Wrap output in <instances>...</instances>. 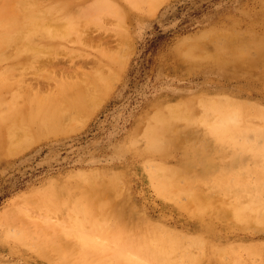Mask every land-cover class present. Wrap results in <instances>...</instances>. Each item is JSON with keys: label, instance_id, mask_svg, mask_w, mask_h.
I'll return each mask as SVG.
<instances>
[{"label": "rangeland", "instance_id": "rangeland-1", "mask_svg": "<svg viewBox=\"0 0 264 264\" xmlns=\"http://www.w3.org/2000/svg\"><path fill=\"white\" fill-rule=\"evenodd\" d=\"M48 1L52 2V0H48ZM77 1L78 2H76V0L75 1L72 0V2H71V0L70 1L67 0L68 3L69 2H71L72 4L74 2H76V3H74L73 5L70 4L69 9L65 10L64 13H63V11H61V15H59L60 14L59 13L58 16H57L56 13H58V12H56L54 14L55 17H53L54 15H51L52 16V19L50 21L51 26L54 27L57 31L58 30H60V31H58L59 34L56 35L58 38L55 36V37H53V40H52L51 37H45L46 39H43V41L41 39H40L41 41L38 40L39 38H42V37H39L37 39L38 40L37 43L38 42L41 43L40 45H42L43 48H44V50L42 52H40L42 55L45 53L43 56L42 55L38 56L39 52L38 53L35 52V53H37V56H36V54L33 53L32 51H30L29 50L30 48H28L27 52H32V54L30 53L32 55V57L34 55L37 58H32L29 54H28L29 55L28 56L27 53H26V55H27L26 58L28 57L30 60H26V58L23 59L22 55L25 54V53H23L22 55H19L18 51H20V50L17 51V47L15 48L16 50H14V46L16 45L14 43L15 45L14 44H13V46L10 45L11 46V49H10L11 51L9 50V52H7V51H8V48H10V46L7 47V51H6V49L4 50V48H3V52L5 53L6 57L4 58V60H2V63H1V58H0V70H1L0 71V76H1L0 77V81H1L0 82L1 83L0 84V103H1L0 104V112H1L0 113V125L3 124V126H1L3 128L1 129V127H0V139H1V141H0V264H6V263L7 264H58V263L61 264V262H62V264H66V263L67 264H75V262H77L76 264H78V263L79 264L80 263L81 264H87V263L90 264L91 260H92L91 263L94 262L95 264H97L98 261H101V262L105 263L106 259H107L106 260V263H107V261H109L110 259L112 260V258H113V260L115 259L114 261L113 260L112 261L114 262V264H116V263H118L116 261L117 259L118 260L122 259V262L125 261V259L122 258V257H125V255L130 260L132 259L134 261V259H139L137 261H142L141 264H146V263L149 264L151 262L147 261V259L144 260L146 258V257L143 258L144 254L143 255L140 254V257H139L138 254H136L137 250L135 251V253L132 252V251H129V250H131V248L133 246L132 244H131L132 246H129L130 243H131L129 240L132 241V239H129L130 235H132L133 238L139 237V236H135L138 233V232H136V230L137 231L139 230V233L142 234V232L145 229L151 228L152 223L149 224L147 221H150V222L153 221L155 224H156V222L157 223L159 222L161 224L158 223V225H159V227L161 225V228H162V224H163V226L165 227V229L163 227L165 232L163 230H161V228H159V227H158L159 230L157 232H160V230H161L164 233V234L162 233L164 236L166 234H168L170 236V234L168 232H169V228L171 227L170 229H173L172 231H170L172 237H174V239H176V240H178L180 242H181V239H183L185 237L181 233H187L186 236L189 235L188 233H190L191 236L196 234V235H194V236H196V238H198V239L200 238V240H201V238L205 239V240L202 239V241L203 242L206 241L207 244H206V242H205V244L203 242L200 243V244H203V248H206V249L205 250L204 249H199L198 251L197 250L195 251V249L192 248L191 245L188 246V243L189 244L192 243L193 236L192 237L190 236V239H189V236H188V237H186V238H184L182 240V243L186 242L185 240H187V241L190 240L188 243L186 242L185 245H182V246H184L186 248L187 247H191V248H187V250L189 249L188 252H190V250L193 249V253L191 252V255H194V252H197V254H195V256L199 257L201 255L202 250H204V253H206V255L204 254V257H203V259H205V260H202V263L200 261L201 259H199L200 262L197 261L194 264H197V263L198 264L199 263L200 264H204V263H206V264H216L217 262H219V264H225V263L226 264H229V263L232 264L234 262H236L234 264H237V263L238 264H244L245 262H246V264H257V263L259 264L260 262L255 261V260L259 261L258 255H260V261H263L261 263L264 264V259H263L264 258V228H263L264 227V221L260 217H257L258 216L257 214H259L260 212H263L262 208H264V207L261 205L258 208V209H261V210L260 211L256 210V212H254L255 211L254 210L253 213L251 211H247V213H248L247 216H246L247 218L243 217L242 220L239 219V217H237L235 215L234 216L236 218L232 217L233 216V213H232L233 210L230 208L232 205L234 206V203H236L237 205L238 204L240 205L241 204L240 203V199H242V200L244 199L243 201H245L247 203L246 204L244 202L245 205H248V201H249V204H250V201L254 202V200H257L255 198V196L257 197L258 195L259 196L257 198L261 199L260 197L262 196L261 200L264 201V196H263L264 195V190L260 189V192H258V190H256V191L252 190V189H255L256 184H257L256 181H259V180H255L254 181L255 183L252 184V181L254 179H257L256 176L258 177V175H256L255 171H253V173L255 174V175L253 174L254 176L251 174L252 173L251 166L252 167H256V168L257 167L261 168L264 165L262 160H261V162L260 161L259 162L256 161V160H260V159L256 158V157L259 158L260 155L256 156V153H255L256 151H254L255 148L258 145L264 144L263 143L264 142V139H263L264 136L263 135L260 136L259 133L257 134V130H259V129H261V130L263 129L264 130V128H262V127H264V111H263L264 108H262V107H264V53H263L264 51L263 52L261 51V53H263V54H261L260 51H259L260 50L259 48H263V46H264V42H263L264 41L263 40L264 39V0H163L162 2L161 1L159 2L157 0L158 1V5H156L157 4V2H156V3H153L154 6H153V4H151L152 3V0H151V2L147 1L148 5H147V2L145 4H143L145 6L146 10L142 9L143 5H141V9H139L140 8V4L137 5V6L136 5L133 6V4H132V2L130 0H116V1L113 0L116 3H120L122 5L121 6L120 4H117L118 8H119L118 10H120L121 7H122L123 10L125 11V12L123 11V13H125L124 17H121V15L123 16V14L120 15L118 13V15H117V11L118 10H114V9H116V5H115L116 3L114 2V4H113L111 0H109V2H108V0H100V1L99 0H89V1L88 0H80V3L84 2L83 4L88 6V7L85 6V8L86 7L88 8V9L86 8L87 10L91 9L92 6H93V10L92 11H88V13H86V14H84V13L81 14V12H82L81 9L82 8H83V10H85V9H84L83 4H80L79 0H77ZM43 2L45 3L46 1L43 0ZM100 2L102 4H100ZM103 2L107 5V7H106L105 4L103 5ZM88 3L89 4L92 3V4L89 6ZM95 4L97 6L99 5L98 7L99 8L101 7V8L100 9L98 7L96 8ZM123 4H124V6H123ZM50 5H52V4L51 3L47 4V6H50ZM79 5H81L82 7H79ZM102 5L105 6V7L103 8ZM76 6H78V7H76ZM119 6H121V7H119ZM146 6H147V8H146ZM71 7H73L72 9H75V10L79 8L77 11L73 10L74 14L76 13L75 15L71 14V12H72V11H70V10H72ZM98 9H99L100 12L97 11ZM102 9L104 11H105V9H107L106 11H108V9H109V12L111 11V14L109 12L108 13L104 12ZM148 9L152 13L148 12L149 11ZM68 10L70 11V13H68L69 12ZM66 11H68L67 13L69 14V16L67 14L65 15V16H67V18L70 17V19L72 18L73 20L75 19V18H73L75 16H76V18L78 20H80L82 18L78 23H77L78 20L75 19L76 22L74 21L75 23H77V25L79 24V26H80L79 28H77V26L75 25V27H71L70 28V30H71L70 31L69 28L65 26L66 20H70V19H67V18L65 19L64 16H63ZM118 12H120V11H118ZM62 13H63V15H62ZM98 13H100V14H98ZM70 14H71V16H70ZM115 14L117 16H115ZM72 15H74V16L72 17ZM88 15H90V17ZM86 16H88L89 18H87ZM60 17H62L64 19H62ZM98 17H100L101 20ZM54 18L55 19L59 18V19H57L58 22ZM83 18L86 19L87 22H86V20H83ZM96 18H98V19H96ZM94 19H95L96 22H94ZM258 20H260V21H258ZM85 22L87 24L90 22L89 23V27L84 26V25H86ZM97 22L100 25H98ZM55 23H58V24H55ZM86 27L88 28V30H87ZM62 28H63V30H62ZM96 28H98V29H96ZM117 28H118V30H117ZM122 28H123V30H122ZM83 30H85V31H83ZM62 31L63 32L65 31V33H63ZM93 31H95V34L96 33L97 34L95 35ZM210 31H212V32H210ZM88 32H91V33L93 32L92 33L93 35L89 34ZM119 32L121 34V37L119 36ZM77 33H79L80 35L77 34ZM86 34L91 35V38L93 36V38L91 39L90 36H88ZM125 34H127V35H125ZM77 35H79V36H77ZM81 35H82V37H81ZM206 35H208V36H206ZM246 35H247V37L249 36L248 39L251 36V38L249 40L250 43L248 42V39H246ZM64 36L67 37V40H63L65 38ZM97 36L98 37L100 36L103 40H101V38L100 37L98 38ZM253 36H254V38H252ZM75 37H76V39H75ZM87 37H88V39H87ZM262 37H263V39H262ZM47 38H49V39L51 38V41L49 39H47ZM82 38H83V41H82ZM57 39H59V40H57ZM89 39L92 42H90ZM96 39H97V41H96ZM105 39H108L109 41H107ZM114 39L116 41H118L120 44L115 42ZM120 39H121V42H120ZM235 39H238L241 42H239L238 40L236 41ZM56 40L58 42L60 41V44L58 43V47H57V45H55V47H57V50H56V48L52 47V45H54V43H52V42L56 41ZM85 40L86 41L88 40L89 42L87 41V43H86ZM104 40H105V44H104ZM112 40H114L113 43H112ZM123 40H127L128 41V42H125V44L127 43L126 46L125 45L122 46ZM220 40H222V41H220ZM234 40L236 42H239V43L237 44ZM254 40H255V43L259 41L258 44L256 43L258 46L260 44V41L263 42V45H261L262 44L261 43L260 44L261 47H258L256 45L257 48H254V47L252 48L251 46L253 45ZM47 41L49 43L51 42L52 45H49V43ZM214 41H215V43H214ZM62 42H63V44H62ZM83 42H85V43H83ZM93 42H94V44H93ZM99 42H101V44L103 42V45H104V47H103V45H101V50L104 49V50H102V52H99L100 51V48H99L100 47V43ZM110 42H111V44H110ZM231 42L234 43V44H232V46L233 45H236V46H233L234 48L232 47V49H230L231 51L229 50V52H230L229 53L227 51L228 50L227 46H228V44L230 45ZM245 42H247L246 45H248V46L245 45ZM251 42H253V43H251ZM47 43H48V45H47ZM128 43L131 44L129 47H128V45H129ZM240 43L242 45H244V47ZM255 43H254V45H255ZM55 44H57V43H55ZM96 44H98L99 47ZM239 44L241 45L240 47L245 48V46H246L247 48H249V50L251 49V52H253V53L248 51L246 48L243 49V51H245L246 54H248L250 60L248 59V56L246 54L241 53L242 51L235 50L239 46ZM87 45H88V47H87ZM94 45H96V46H94ZM117 45H118V47H117ZM45 46H47L48 52L52 51L53 54L52 53L51 54L48 53ZM64 46H65V48H64ZM92 47H94V48H92ZM106 47L109 49L110 52L108 51V49H106ZM127 47L129 49L132 47L129 50L130 55L127 52V50H128ZM229 47H231V46H229ZM48 48H51V50L48 49ZM63 48L65 49V51L63 50ZM67 48H69V49H67ZM118 48H119V50H118ZM22 49H23V47H22ZM24 49H25V52H26L27 48L24 47ZM58 49H59V52H57ZM97 49H99V51H97ZM257 49H259V50H257ZM68 50H70V52ZM115 50H116V52H115ZM186 50H188V52H190V53L186 52ZM212 50L214 52H212ZM262 50H264V48ZM14 51L16 52V54L18 52V56L15 55ZM22 51L24 52V50H22ZM103 51L105 53L102 55ZM106 51H107V54L110 53V55H107ZM112 51H113V53H119L120 56H123V58L121 57L122 62H121V59H120V62L122 63L121 64L122 67H120L121 66L120 62L117 63L119 60L117 61L116 58H114L115 60H113V59L111 60V59H109L110 57L109 58L107 57V56H111ZM121 52H122V54L124 53L125 55H127V54L129 55V56L126 57L127 60L125 59L124 55L120 54ZM8 53L9 54L11 53L10 56H11V58H14V59H11L10 57H7ZM83 53L85 55H82ZM113 53H112L113 57H117L118 54L114 55ZM202 53H203V55H202ZM219 53H221V54H219ZM238 53H240V54H238ZM72 54L73 55L75 54V55L72 56ZM78 54H80V56H77ZM252 54H254V55H252ZM47 55H48V58L46 59ZM61 55H63L62 58L60 57ZM104 55H105V57H104ZM198 55L201 56V57H199ZM258 55L260 56V60L262 62L260 61L259 63H256V60L259 59ZM13 56H15V57H13ZM19 56H21V57H19ZM55 56L57 57L56 61H57V67H59V69L53 70L52 67H48V65H46V66H45V64L39 65L40 62L41 63L46 62L48 59H51L50 57H55ZM83 56H88L87 58L90 59V60H88L86 57L83 58ZM243 56H244V58H243ZM113 57H111V58H113ZM6 58L7 59L9 58V60L7 62H6ZM16 58H18V59H16ZM73 58H74V62H73ZM97 58L99 59V61H102V64L106 63V64H104L103 67L101 65L99 66V67H102V68L98 69V64L99 63L101 64V62H99ZM118 58H120V57H118ZM31 59H32V61L36 59L37 62L33 61L36 64H34V63L33 64H29L28 62L31 63ZM45 59H46V61H45ZM81 59H82V61H81ZM15 60H17V61H15ZM20 60L22 61V63L20 62ZM63 60H64L65 64H63V62H62ZM254 61H255V63H254ZM13 62H14V64L16 66L18 65L19 67H21V65H22L23 68L16 69L18 66L16 67L14 64H12ZM15 62L16 63L18 62V64H16ZM19 62L21 63V65H20ZM23 63L26 64L27 66L28 65L30 66V67H27L28 70H27V68H24L25 65H23ZM66 63L67 64L71 63V65L68 64L69 68H67V66H66L67 64ZM76 63L77 64L79 63L78 65H79L81 70H79V68L77 67L78 65ZM253 63H254V65H253ZM75 64H76V66H75ZM87 64L91 65V67L89 65L87 66ZM107 64H108V66H106ZM118 64H119V66H118ZM4 65H6L7 68H9V69L14 66L13 68H14V70H17V72L13 71L14 75L13 74L11 75L12 71L11 72H9V71L12 70L13 68H11L9 70V69H6V66H4ZM9 65L10 66L12 65V66L9 67ZM38 65L42 69V70H40V68L37 69V70H39L38 73L42 72V74L44 75L47 72V74H50L49 75L50 77H52L51 73L54 74L55 71H56V74H57V75L54 74L53 78H51V79H50V77L47 80L45 79V84H43L44 80L41 81L42 88L41 87L39 88L40 90L42 89L41 91L38 88H36L37 85L35 83V78H34V77H36V74H37L36 73L37 72L36 68L39 67ZM60 65H61L62 68L64 67L63 70H62V68H60ZM80 65H82V66H80ZM95 65H97V67H95ZM256 65H257V67H256ZM32 66H36V68L34 69V67H32ZM259 66H261V67H259ZM74 67L78 68L76 70L78 73L80 72L79 74L78 73L76 74L78 76H76L75 73L73 72V70H75V69H73ZM81 67L82 68L86 67L85 70H83V72H84L83 75H82L83 72H82V68ZM104 67H105L106 70L104 69ZM109 67H111V69H113L115 72H117L118 75L116 77H115L116 74H115L114 71H112L113 74L110 73L111 69ZM30 68L32 70H29ZM47 68H48V70H47ZM87 68H88L89 71L87 70ZM19 70L21 72L23 71L24 74L25 73L27 74V75H25L26 78L23 77L24 76L23 72H22V76H21ZM45 70H47V71L45 72ZM33 71L36 74H33L34 73ZM64 71L66 73H68V75H66V73ZM90 71L93 72L92 75H93V77L95 79L92 77V75H90L91 74V73H89ZM102 71L104 72L103 75L101 73ZM1 72H2V74H1ZM30 72L32 73V75H31ZM87 72L90 75L89 77H92L93 80H92V78L90 79L89 77H87L88 76ZM107 72H109L110 75L113 76L112 79H110L111 76L109 75V73L107 74ZM7 73H10L9 74L10 77L8 76ZM59 73H63L65 76L63 74L60 75ZM106 74L109 75V76H107V81L110 80L107 84H105L106 82H103V81H106L105 80L106 79ZM3 75H4L5 79L8 76L7 79H9L10 81L7 80V79L6 80H7V82H10L9 84L14 83V85L12 84V87H7L6 86L7 87L6 88L5 85H4L3 89L5 91L2 89V84L5 83V82H3V80L5 81V79L2 77ZM72 75H73V77H75L74 78L75 80L77 79V77H79V79H77L75 81L73 79ZM54 76L56 78H54ZM57 76L60 77V78L57 79ZM83 76H85V79H88V80H84ZM16 77H17V79L19 77V79L18 80L15 79ZM47 77H48V75H47ZM62 77H63L64 80L66 79L65 77H68L69 79L64 81L62 79ZM99 77H100V79H99ZM11 79H13V81L16 80V82H12ZM27 79H29L32 84L34 83L33 84L34 86L36 85L35 88H33L34 86L30 87V89L32 88V91H33V92L31 91L32 94H29V96L30 95L32 96V97L30 96L31 99L29 98V96H28V99L25 98V97H27V96H25L26 94L28 95V93H31V92H28V90H29L28 87H29V85H31V83H26L25 84ZM31 79H32V81H31ZM56 79H57V82L63 80L61 83L66 88L63 85H62L63 87L62 86L60 87V85L58 86L57 84H60V82L57 83L56 87H55L54 84L56 83ZM70 79H72V80L70 81ZM81 79H82V82L83 81H85V82L87 81L86 83L88 85L89 84L93 85V86L89 85V87L91 88L90 90L93 93V95H92V93H90L91 96H92V97L90 96L91 99L89 97L87 98V96H85L87 99H90L91 102L95 101L94 103H91L89 100H87L88 103L89 102L91 103V104L89 103L90 105H88V104L84 105L83 104V102H86V99L83 98L84 96H81L80 100L78 99L79 95H80L79 91L81 90L82 87L80 88V86L77 85V87L79 89L76 88V86H75L76 84L75 83H77L79 81L78 82L79 85L84 86L83 84H85V83L81 84L82 83V82H80ZM23 80H25V81H23ZM29 80H28V82H29ZM68 80L70 82L74 81V84L71 83V86H75V87H73L72 93L74 91L77 94L76 95L77 97H75V96L74 97L77 98L78 100H76L74 97L71 96L73 94L75 95V93L70 94L71 93L70 89L72 87L70 86V84H69L70 82ZM94 80H96V81H94ZM98 80H99V82L102 81V83H97ZM17 82L20 83V85H22V84H24V85H22L20 87V85ZM92 82L94 84L95 83L96 84L94 85ZM15 83H17V85H19V87H20V88L18 87L19 89L17 88V85ZM66 83L68 85H66ZM5 84H7V83H5ZM48 84H50L49 85L50 88L52 87L51 89L49 87L47 89ZM26 85H28V86H26ZM98 85H99V88H97ZM107 85H109V86H107ZM23 86L25 87V89L27 88V90H25ZM43 86L44 87L46 86L45 87L46 89H44ZM68 86L70 88H68ZM105 86H106V88H105ZM8 88H10V90H11V88L15 89V91L12 90V91L15 92L12 96H10L11 95V91ZM92 88L94 90H97V92L99 90L100 91L97 93L96 91L92 90ZM107 88H108V90H107ZM6 89H8V90H6ZM21 89H23V90L21 91ZM65 89H66V93L61 94L62 92H65ZM36 90H37L38 93L40 92L39 94H41V95H43V94L45 95V93H43V90H45L44 92H46L47 95H49L50 91L53 90V93H50V97H52V98L48 97L47 95L46 96L43 95L41 97H44V98H41V97H39L40 95H38L37 93H34ZM58 90H60V91H58ZM62 90H64V91H62ZM103 90L105 91V93L103 92ZM7 91H9V92H7ZM18 91H20L22 94L24 93L23 91H27V92H25V95H22V96H24V98L21 97V96L17 97V95H19V94L16 93V92H18ZM55 91L56 92H61V93L57 94ZM94 92L96 93V95H95ZM4 93H6V95ZM33 93L35 95L37 94L36 96H38L39 99L44 100V102H48L49 103L50 102L49 100H51V102H50L51 104L56 99H58V96H61L62 100L59 99V101L63 102V103H59V105L60 104L61 105L56 107L55 102L58 101V100H56L54 102L55 105H53L54 108L51 107V104H50V106H49L48 103H47V105H45L46 103H43V101L39 102L40 104L38 102H37V104H35V100L37 98L33 97L34 96ZM199 93H201V94H199ZM99 95L101 97H99ZM200 95L202 96L203 99L201 98L199 100V98L201 97ZM65 96H66V98L68 96H70V97H69V99L68 98L66 99ZM197 96H198V98H197ZM218 96H219V98H218ZM226 96H228V97H226ZM12 97H15V98L17 97L16 99H18L16 101L17 103H14L13 105H11V103L14 100H16V99L14 98V99H12L13 100L12 101L11 100ZM62 97H64V100H63ZM4 98H5V100L7 99L6 101H8V102H9V100L11 101L10 103L7 102V104H10L11 106L15 105L16 107L12 108L9 105L8 108H7V104L5 103L6 101L4 100ZM20 98H23V99H21V101H19ZM46 98H48V99H46ZM53 98H56V99L53 100ZM82 98H83V100H82ZM92 98H93V100H92ZM204 98H208V99H205L206 102L203 101ZM24 99H26V100H24ZM32 99L34 100V102L32 101L33 105H32V103H29V102H31L29 100H32ZM228 99L232 100L230 102V104L228 103V101H229ZM236 99L237 100L239 99V101L236 102ZM69 100H71V101H69ZM98 100H100V102ZM159 100H161V101H159ZM188 100H191V102L193 100L194 101L197 100V102L193 101L194 103L192 102V104H191L193 109H192V107L190 108V104H189L190 101H188ZM219 100H222L223 103H222V101H220L221 103H218ZM3 101H4V103L2 105ZM26 101H29V102H26ZM36 101H38V100H36ZM73 101H74V105L72 104ZM80 101L82 102V104H80L81 103ZM208 101H210L211 103L214 102V104H210L209 103L210 105L207 104L205 106V104ZM23 102H24V104L26 103V105H25L26 107H23V105H24V104L22 105ZM69 102L73 106V108L71 106V108H70L71 110L69 109V107H70L69 106L70 104L68 105ZM75 102H77L78 105L79 104L83 105V106H81V108L84 109V110L80 109V107H79L80 105L78 106ZM185 102H187V104H188L187 106H186V104L182 105V103H185ZM198 102H200V104H198ZM224 102H226L227 104H225ZM235 102H236L237 105H234ZM247 102L248 103L249 102L250 103H254L253 106L250 104L252 106L251 110L250 109L246 110L247 108L242 107V106L245 105V103L247 105L248 104ZM18 104L19 105L21 104L22 107H23V108L21 107L24 110L23 112L21 111L22 113L20 112V110H22V109L18 106ZM171 104H173V105H171ZM28 105H29V108L31 109L32 113L33 112L36 113L35 110H38V109H39V111L41 109L43 110V111L41 110L42 112L38 111V113H36V114H38V115H36V116H38L37 117L38 119L35 118L36 119L35 120L34 119L35 115H33V114H32L33 117H31V115H30L31 113H30V110L28 108ZM35 105L36 106L38 105L39 108L38 109H37V107L35 108ZM91 105H92V107H90ZM167 105H168V107H167ZM179 105H181L182 108H184V109L188 108L186 111H189V109H191L189 111L190 114L191 113L193 114V112H195L194 113L195 116H196V117H194L195 119L192 117L194 115L191 114V117H192L191 119L194 120V123L193 122H189L190 120H188V118L185 119L186 115L185 116H181V117L180 116H178V117L177 116H174V117L172 116L170 118L171 120L169 119L168 122L174 123V124H172V126L170 125L172 127L171 128L169 126L170 123H168L167 129L170 132H168V130H167V132H168L167 133L166 130H165L166 129V125L165 126L163 125L164 128H161L160 127L161 126L160 123L156 122V119H155V121L153 119L156 117L157 113H164V114L166 113V114H168L169 112L168 111L166 112V110H165L166 108H169L170 109L169 111H171L174 107H177ZM257 105L261 106V107H257L260 112H258V110L256 109ZM67 106H69L68 109L70 110V112L71 111L74 112L75 114H77V116L80 115V114L82 115V113H83V111H85V109H86V111L88 113L84 112L83 116L80 115V117H83L84 120L78 116L76 119L80 123L77 124V121H73V120H75L74 116L76 117V115L70 113L69 111H68L69 112L68 113L69 116L66 114L67 113L66 112V110H67L66 107ZM171 106L172 107L174 106V107L172 108ZM181 106H179L178 108H181ZM222 106H223V108L221 109ZM236 106L237 107L240 106L241 108L244 109V111H243V109L242 110H236ZM17 107H19L18 108V112L19 113H21L23 115L25 114L24 116L26 118H27V116L28 117L30 116V118L26 119L24 117L25 120L24 119L22 120L23 115H20L21 117H19V115H18L19 113L18 114L17 113L14 114L13 111H15V108H16V111H17ZM75 107L77 109H75ZM206 107H207V109H205ZM218 107L221 110L220 112H219ZM6 108L9 109V110L4 112V110H6ZM24 108L28 109V111H26V109H24ZM58 108H59V110H58ZM224 108H226V110ZM47 109H48V111H51L52 114L55 113L54 111H52L53 109L57 110V111L55 110L56 114H57L58 111L60 112V109H61V112H62V110L65 111L66 113L64 112L65 113L64 115H66V116H64L63 114H61V115H63L64 117L61 116V115L60 116L62 118H64L65 122L68 121L69 123H72V125H70L68 122H66L65 124H66V126L67 125L68 126L67 127H62V126H65V124H64L63 121H60L64 125H61L60 128L58 127L59 129L57 130L56 126H59V122H58V125H57V121L59 120L58 118H60V116L58 115L59 113L57 115L55 114L56 119H54V120L56 121L55 122L56 125H52L51 123L54 124V121L51 118L54 117L53 116L54 114L52 116L49 115V114H45V112L46 113L48 112ZM64 109H66V110H64ZM90 109H92L93 111L90 110ZM223 109L225 110V112H224ZM73 110H76V111H73ZM192 110H193V112H192ZM206 110L207 111L209 110V112L210 111L211 112L210 113L206 112ZM2 111L4 112L3 114H2ZM9 111H11L13 114L11 112H9ZM246 111H249V116L248 117L250 118V120H248L249 118H247V116H246L247 119H245V115L242 116L244 113L245 114L248 113V112L246 113ZM250 111H254V112L256 111L255 114L256 113L257 114L253 115V113L251 114ZM202 112H204V113H202ZM238 112L240 114H238ZM241 112H242V114H241ZM10 113H11V116L14 115L13 116V118H14L13 120L14 121L17 120L18 126H17L16 122H14V124L17 127L14 126V128H13V126L11 124H9V123L13 124V122H10V121H12L11 117H9L11 120L8 118V116H10ZM39 113H41V115L43 114L45 116L49 115L51 118L49 116H48V118L51 119L52 121H50L49 123L46 121V119L45 120L43 119L44 120L43 121L42 120L43 116L41 117V115ZM206 113L207 114L209 113V115L215 113V115H210L211 117L212 116L214 117L213 119H215V121L214 120L211 121L212 118L209 115H207V116L205 115L206 118L209 116L208 118L211 119V120H208L209 121L208 122L207 121L208 118L207 119L204 118V115H203V114H206ZM219 113H221V114L219 115ZM153 114H155V116ZM230 114H232V116ZM2 115L4 116V118H2L3 117ZM39 115H40L41 121L42 122L46 121V125H47V123L49 124L48 126L44 127L45 123H44V125H42V122H34V120L35 121H40ZM72 115H73V117H72ZM201 115H203V117ZM251 115L255 116V118L254 119H253V117L251 118L250 117ZM16 116L18 118H21V119L16 118ZM46 117H44V118H46ZM215 117H217V118H215ZM241 117L243 119H241ZM256 117H259V118H256ZM62 118H60V119L63 120ZM172 118H177L180 121L181 120H183V121L180 122L179 120L177 121V119H173V121H172ZM205 119H206V122H205ZM251 119H253L254 122L257 123L256 126H255L253 120H252V123H251ZM257 119H258V122H257ZM70 120L74 122V127H73V122H71ZM199 120H200V122H198ZM237 120H238V122L236 123ZM259 120H262V121L259 122ZM21 121L22 122L25 121L26 123L28 121H30V123H27V124H29L30 127L29 126L27 127V124L26 125L24 124V126H26V127L21 126V123H22ZM196 121H197V123H196ZM223 121H224V123H223ZM248 121L250 122V124L248 123ZM7 122H9L8 123L9 127L12 126V129L7 127V124L4 126V124L7 123ZM25 122H23V123H25ZM227 122L229 123V127L232 126V125L237 126V127L240 126L241 130H242L241 125H243L244 123H245L244 125H246V126L243 127L244 131L242 130V134H244V136L242 135V137H244V140L240 139L239 140L240 142L237 140L235 142L236 143L235 146L233 145L234 148L232 146H229V145L233 144L234 142H232V143L230 142L231 144H228V142H225V143H222L223 144L222 145L221 142H223V141H221L220 139L217 138L215 132L212 133L213 132V130H212L213 129L212 128L213 124L214 125L223 124V126L226 127L228 125ZM242 122H244V123H242ZM206 123H208L207 124L208 126L206 125ZM209 123H212V124L209 125ZM239 123H241V124H239ZM259 123H260V126H259ZM153 124H154V126L156 128H159V130L163 129V131H161V132H163L162 135H161V137H162L161 141L163 142L162 145L165 144L164 145L165 147L161 145L160 148L158 147L159 148L158 150H155L156 148L153 149V150L150 149V148H154V147H152L151 144L148 143L149 139H147L148 138V134H149V128H150V131H152V129H153V131L155 133H159L160 134V132H156V128H154ZM157 124H159V125H157ZM197 124H199V125L197 126ZM19 125H20L21 128L23 127L22 130H24V131H22V130L20 131L19 130V129H21L19 127ZM37 126H39V128ZM49 126L50 127H52V126L54 127L55 126V128H56V130L58 132L55 130V128L54 129L51 128L53 130L52 131ZM24 128H26V129L27 128L28 129L31 128V129L30 130H28V129L25 130ZM37 128H38V131H39L40 128L42 129L41 132L39 131L40 134H43V137L41 136L42 138H39L40 137L39 133H37L38 131H36ZM9 129H10V131L13 130V131H11V134H9L10 136L11 135L13 136V137L11 136L13 138V140L11 139V137H9V140L11 139L10 143H9V141H7L8 140V134H5V133H10ZM14 129H16V130H14ZM47 129H48V131L50 129V131L47 132ZM204 129H206V130H204ZM17 131H20V132H17ZM27 131H29V132L31 131L30 133H31L32 137L28 136V135H30V133H28ZM60 131H61V133H59ZM207 131L208 132L210 131L209 132L210 135L208 134ZM3 132H5V133H3ZM22 132H23V134L25 136L23 134H21ZM55 132H57V133H55ZM65 132H67V133H65ZM248 133L249 134L251 133V134L249 135ZM13 134H15V135H13ZM26 134H28V135H26ZM247 135H249V136H247ZM16 136H17V138H16ZM262 136H263V138H262ZM4 138H5V140H4ZM18 139H20L21 141H18ZM25 139H27V140L25 141ZM255 139H256V141H255ZM249 140H252V141H249ZM257 140H258V142H257ZM4 141H6L8 143H6ZM11 141L14 143L15 147H14L13 143H11ZM219 141H220V143H219ZM241 141H242V144L247 145L248 147H249V145H248L249 142H253L254 141L253 144L255 142H257V144H255L257 146L253 150H251L252 147L254 146V145H252V143H250V146H252V147H249V149H247V146H244V150L247 149V151L245 150L246 153H247V155H246L244 150H242L243 148L240 149L241 146H239V145H240ZM245 141H248V144L247 143L245 144ZM28 142L30 143V145H28ZM164 142H166V143H164ZM24 143H27V145H25ZM10 144L13 147L9 146ZM17 145H19L20 147L23 145L24 147L22 146V148L19 149L20 147L17 146ZM147 145H149L151 147H149ZM236 145L238 147H236ZM5 146H7V148ZM1 147H3V148H1ZM5 148H6L7 152L4 150ZM169 148H170V150H169ZM236 148H238L239 150L236 149ZM163 149H166V150L163 151ZM233 149H234V151H233ZM3 150L5 151V153L3 152ZM220 150H221V152L218 153V151H220ZM235 150H238L239 152L241 150V152L240 153L238 152L239 154L238 153L234 154L233 152H235ZM8 151H11V152H8ZM14 151L17 152V153H15ZM156 151H157V153H156ZM166 151H167V154L165 153ZM223 151H224V154L222 153ZM249 151H251V152H249ZM1 152H3L4 154L1 153ZM12 152H14V153H12ZM164 154H166V155H164ZM172 159H174V160H172ZM146 160H149V161H147V163H146ZM160 162L164 163V164H170V163L171 164H170V166L168 165L169 166L168 168H167V165H166V168H165V166L163 164H160ZM151 163L156 165V167H154V165H152ZM198 163H200V164H198ZM260 163L262 165H260ZM147 164H150V166H148ZM256 164H257V166H256ZM172 165H175V166H172ZM177 165L181 168L180 169L181 173H183L185 171L186 173H188L187 175L189 176V179H184V177L186 175L183 176L181 180L178 179L179 186L181 187L183 185V187H184L186 185L185 184L186 182L184 184L181 183L183 181V179L185 181L190 182V183H192L191 182L192 180H194V182L192 183L193 186L190 183L187 184V185H190L191 190H188V191H185V192H182V191L180 192L179 189H177V187H176V189L174 188L175 190H172L173 194H176V192L178 191L182 195H179L180 196L179 197L178 196V192H177L176 196H178L179 199H175L176 198L175 195L173 196V199H172L171 196L168 197V195H172L171 191L168 192L169 194L167 195V191H169V189L168 190L167 189L163 190L164 189V182H162V179L160 178L161 177L160 173L165 171L164 169H166V170L168 169L169 170V168H170V170L172 168H174L172 170L178 171V168H177L178 166ZM146 166H148V167H146ZM242 166L243 167L246 166V167H244L245 169H243ZM153 168L155 169V171L157 170L156 173H154V169ZM237 168H238V170H237ZM249 168L251 169L250 171L248 170L250 173L247 172V169H249ZM149 169H151V171H153V172L150 171L151 172V177H150V173L148 172ZM183 169H184V171L182 172ZM159 170H162V171H159ZM227 170H231V172H232V173H230L231 175H233L234 173L242 174V171H245V172H243L244 174H242V175H245V177L248 178V180H247L248 182L247 183H249L250 186L249 185L248 186L250 187L252 192H251L250 189L241 190V189L238 188V185L236 186L237 188L235 186L232 187L231 185L229 186V185H225V184L223 186V182H221L220 180L223 177L224 178L226 177V175L228 174ZM239 170L240 171L242 170V171L240 172ZM158 171H159V175L157 174ZM235 171H237V172H235ZM113 172H115V173H113ZM116 172H118L120 176L117 175ZM81 173H83V174L85 173V174L82 175ZM153 173L157 174L158 176L154 175ZM167 173H166V175H164V173H163L162 174L163 175L162 178H165V179L167 178V180H168V177H169L170 174H169V171ZM186 173H184V174H186ZM202 173H203V175H202ZM225 173H226V175H225ZM99 174H100V176L102 174L103 180L101 178H99L100 177ZM147 174H149V175H147ZM212 174H217L216 176L214 175L215 178L216 177L218 178V175H220V174L221 175L223 174V177L221 176V179H214V183L211 184V182H213V179H211V177H209V176L213 177ZM87 175H88V177H87ZM89 175L92 176L91 177L92 179L89 178L90 177ZM110 175L115 178L114 182L116 183V185L115 184H110L109 185V183L112 182V179H113L112 177L110 178ZM153 175H154L155 179H156V177H157L158 180L160 178L161 179L160 182L157 179L155 180ZM81 176L85 177V179L81 178ZM94 177H95L96 180L97 179L98 180L99 179L102 180L101 184L103 185V187L100 184V180H99V184L101 185L102 188L98 187L100 185L99 184L97 185L98 181L95 182ZM108 177H109V179L111 181L108 180ZM149 177H150L151 180L148 179ZM118 178H120V180ZM186 178H188V177H186ZM200 178L203 181H205V180H207V178H209L211 181L209 180L210 182L207 183V181H208L207 180L206 181V185L207 186L205 187V183L203 184L202 181L200 180ZM252 178H254V179H252ZM90 179H91V181H90ZM243 179H244V177H243ZM117 180L119 182H117ZM88 181H90L91 183L94 182V186H93V183L91 185L90 183H88ZM103 181H104L106 186L104 185ZM108 181H109V183L106 184V182H108ZM163 181H165V180H163ZM179 181H181V182H179ZM197 181H199V182L196 183ZM54 182H55V184H54ZM232 182H235V181L232 180ZM117 183H118V185H117ZM161 183H163L162 188H161V185H160ZM194 183L199 184L200 186L199 185L198 186L200 188H202V189L205 188V189L204 190L201 189V191H200L199 190L200 188L198 189L197 185H196L197 188L194 189L195 188ZM216 183L219 186H221L220 187L221 189H222V187H224V189H223L224 192L221 189L217 188L219 186ZM220 183H222V184H220ZM89 184L91 185V187H90ZM95 184H96V187H95ZM119 184H120V186H119ZM213 184L216 187H212ZM92 187L94 188V189H92L94 191V193L92 192V194L94 195L93 197H92V195L90 193V191H91L90 189ZM97 187H98V189H96L97 192H95V188H97ZM229 187H230L229 191H231V189H232V191L234 190V193L232 191L231 192L228 191L227 188H229ZM239 187L242 188L243 186L239 185ZM249 187H246V189L249 188ZM51 188H53V190H50ZM62 188H65V189H62ZM192 188L194 190H192ZM243 188L245 189V187H243ZM58 189H60L61 192ZM68 189H69V191H68ZM225 189L228 192L225 191ZM87 190H88L89 193L88 192L85 193L87 195H85V197H83L82 195L84 193H82V192H85ZM197 190H199V191H197ZM235 190H238L239 192L235 191ZM249 190H250V192H249ZM40 191L43 192V193H39ZM47 191H50V192L46 193ZM56 191H57V193H56ZM100 191H102L101 194H100ZM162 191H163V193L161 195ZM165 191H166V193H165ZM193 191H197L198 193L200 192L199 195L201 194V198L203 199L202 201H206L208 199L206 201L207 203H209V202H210V204L213 203V204H211V207L213 206L212 207L213 210H212V208L210 209V206H209L210 204H207V207H206L204 213L203 214H201V212L199 213V209L197 207V204L195 203L193 198H189L191 196L193 197ZM33 192L35 193V195H34ZM240 193L241 194L245 193V197H244V195L241 197ZM253 193H254V196H253ZM36 194L38 195V197H37ZM76 194H78V195L82 194L81 195L82 197L79 198V202H80L79 204H82L84 209H83V207L82 208L81 207L78 208V205H79L78 203L74 206L73 202L76 203V201H74L75 197L77 196ZM89 194H90V196L92 198H94V197L97 198V199H95V198L94 199H95V201H97L96 203H98L97 204L98 206L101 205V207H102L101 209H97L98 208L97 205H96V208H95L99 212L101 210L100 214H98L99 212L93 211L94 208L91 205H90L91 207L89 206L88 202L92 201V199H90V201H88L87 196L89 197ZM185 194L186 195L188 194L190 196L189 197L187 196V198H185L186 197ZM250 194L252 195L253 198L250 197L251 196ZM98 195H100V196L103 195V196H101V198H103L102 200H104V201H101V198L98 199V197H97ZM123 195L124 196L126 195V200L128 202H126V200L124 199L125 197ZM165 195L167 196V199H166V197H164ZM184 195H185V197H182ZM29 196L32 197V199H30ZM60 196H62V197H60ZM115 196H117V197H115ZM129 196H130V198H129L130 201L127 199ZM24 197H25V199H24L25 200V204H24L23 200H21ZM55 197H57V198H55ZM181 197L183 199H180ZM28 198H29L30 201L28 200ZM41 198H43V199H41ZM81 198H84L83 199L84 201H82ZM235 198H237V199H235ZM77 199H78V196L76 197L75 200H77ZM94 199H93V201H94ZM108 199L111 200V202L109 201L110 204L112 203L113 205H116L114 207L111 204V206H110L111 207V212L110 213L107 212V211H110V209H109L110 207L108 206L109 203H107ZM174 199H175V201H174ZM184 199L185 200L186 199H190V200L192 199L191 201H194V202L193 203L192 202L189 203L188 200H187V202H183ZM204 199H206V200H204ZM17 200H19V201H17ZM20 200H21V202H20ZM68 200H69V202H67ZM112 200H113V202H112ZM124 200H125V203L123 205L122 203L124 202ZM261 200H260V202H262ZM93 201L91 202V204H93V206L95 207L96 203H95V201L93 203ZM179 201H180V203H179L180 206H179V204L177 206V203ZM181 201L183 203H185V206H188V208H190V209H188L185 206L183 207L184 209H179V208H182L181 207ZM35 202H38V203H35ZM82 202H86L89 207L87 206V204L82 203ZM174 202H176V203H174ZM30 203H32L31 206H27V205H30ZM126 203H128L129 205L131 204L132 206H133V203H134V206L135 205L137 206L136 212L140 213V212H142L144 210L145 211V212H143L144 215L142 213H140L141 215L139 213L136 214V212L134 210L135 209L134 206H133V209H132V208H130L131 205L128 206V204H126ZM36 204H39V205H36ZM52 204H53V206H52ZM117 204L119 205V210H118V208H116L118 206ZM125 204H126V206H125ZM229 204H231V205H229ZM17 205L19 207H16ZM44 205H46L47 209H52V210H50L52 212L50 213L49 210L44 208L45 207ZM104 205L107 208L109 207L108 210L103 208V207H105ZM189 205H192V206L189 207ZM194 205H195V207H194ZM241 205H243V204H241ZM32 206H34V207L32 208ZM35 206L36 207L37 206H42L43 208L42 207L41 208L38 207L36 209ZM76 206L78 208V211H77V208L76 209L74 208ZM12 207H13V209L17 208V210L14 209V212L17 211L15 214H13ZM138 207L141 208V209H139ZM192 207H194L195 210L194 209L193 210L194 211L197 210L198 213L192 212V210H191ZM71 208H72V211H71ZM90 208H91V210H90ZM114 208H115V210H114ZM120 208L123 209L122 212H121ZM207 208H209V211H206V210H208ZM33 209H36V210H33ZM53 209L55 210V212H57V213H54V215H53V212H54ZM79 209H83V210L87 211V213H89V219L88 220H87L88 214H85L87 216H85V219H84V213H83L82 210H79ZM102 209H104L105 212L102 211ZM127 209H128V211H127ZM131 209L134 210V211H132ZM186 209H187V211H186ZM235 209H236V207H235ZM235 209H234V211H235ZM214 210H215V214H214V212H211L212 213V216H211L210 215L211 214L210 211H214ZM18 211L19 212L21 211V214L22 213L24 214V218H23V215H21L22 217H20V219H22V220L24 219L23 221L19 219L18 215L20 216V214H19ZM22 211H24L26 213H24ZM80 211L82 212V214H81ZM91 211H92V216H90L91 215L90 214ZM113 211L117 212L118 214H119V211H120V214L123 213V212L125 214H123V216H121L122 214L120 215V217H123V218H120L119 219L120 221H119L118 217L116 216V213H114ZM27 212H28L29 215H27ZM68 212L71 213L72 217L70 216V214ZM78 212H80L79 213L80 215L78 214ZM112 212L115 214L116 217L114 215L112 216V214H111ZM17 213H18V215H17ZM101 213H102V215H101ZM106 213L108 214L107 215L108 220L110 218L109 221L107 220ZM72 214H75V216L72 215ZM104 214H105L106 218H104V216H103ZM25 215L27 217L31 216L30 218L28 217L29 220L25 219ZM109 215H111V216H109ZM135 215H136V217H135ZM221 215H224L225 219ZM225 215H227V216H225ZM69 216L71 217V220H70ZM76 216L78 217V219L76 218ZM97 216H101V218L97 217ZM141 216L145 217V219H143V221H142L143 217H141ZM193 216H194V218H193ZM210 216H211L212 221L209 220ZM90 217H94V220L97 219L98 222L97 223H96V221L92 222V219ZM227 217H229L228 218L229 222L226 220ZM251 217H253V220H252ZM128 218L130 220H128ZM217 218L220 219L221 222H219L220 220H218ZM222 218H223V221H222ZM244 218L247 219V224H246V220H244ZM31 219L33 220V224H32V220ZM74 219L77 220L79 223H77L75 221L76 225L73 227V229H70L73 226V224H74L73 222L72 223H70V222L73 221ZM133 219L135 221L137 220L135 222L136 226L138 225V222H139L138 219H140V223L137 226L139 229L133 225V222H132ZM207 219H208V222L206 221ZM238 219L241 220V221H238ZM255 219H257V220L255 221ZM26 220H27V222H25ZM41 220H43V221H41ZM105 220L108 221V223H105ZM127 220L129 221V223H128ZM224 220L227 221V223ZM203 221H205V222H203ZM44 222H47L45 224V226L43 225ZM65 222L66 223L69 222L71 226L68 225V223L66 224ZM85 222L89 223V224H86ZM94 222L97 224V226H98V223H99V225H100V223L101 224L110 225L111 228L113 226L112 230L116 228L115 230H113L115 234L113 232H111L112 230H109V227H107V226L103 225L104 228L105 227L107 228V229L105 228V230H104V228L102 229L101 226H98V229H100V231L98 230L97 236H99L101 234H104L106 231L108 233H111V235H110L111 237L109 236L110 237L109 239L106 238L109 235V234L107 235V232H106V234H104V235H107V236H105V237H103V236L100 237L99 236L101 239L103 238L102 241L103 240L104 241L102 242L101 240H99V237H97L95 235L97 230L95 231L94 227H96L95 226L96 224L93 225V228H92V223L94 224ZM117 222H119L120 226L118 224H115ZM121 222L123 223L124 228H122V223ZM209 222H211V224ZM216 222H217V224H216ZM230 222L232 224H230ZM241 222H245V223L243 224ZM23 223H25V224H23ZM26 223H27V225H26ZM28 223L29 224L31 223V224L29 225ZM39 223H40L41 226L39 225ZM49 223H50V226H49ZM56 223H57V225L59 227L55 225ZM126 223L130 224V225L128 226ZM208 223H209V225H208ZM212 223H214L215 226H213ZM52 224H54L55 226L52 225ZM80 224L82 225V227L80 226ZM227 224H228V226H227ZM242 224H243L244 227L242 226ZM260 224L262 226H260ZM65 225H68L67 226L68 228L67 227L65 228ZM83 225H84V227H83ZM115 225L116 226L118 225V227H115ZM141 225H142L143 229L141 228ZM144 225H145V227H144ZM206 225H207V228H206ZM26 226H28V227H26ZM60 226H62L61 229H60ZM89 226L91 228H89ZM130 226H131V228L133 230L132 229H130V230L127 229V228H130ZM155 226H157V224ZM155 226H152V229ZM175 226L178 227V228H176ZM42 227H48L50 230H48L47 228L45 230L46 231L48 230L50 232L52 231V233H49L50 235L47 234L48 232H46L44 230V228H42ZM50 227H52V228H50ZM56 227L59 228V230H60V231L58 230L59 232H57V233L64 240L63 239H59L60 241H56L57 240L56 238L58 236L56 234L57 230L55 231V233H53V230H55ZM125 227H126L127 231L129 230L127 234H126V231H124V230H126ZM209 227H210V229H209ZM119 228L122 229V230L120 231ZM134 228H136L135 231H134ZM18 229H21V230L18 231ZM63 229L64 230L66 229L65 233L63 232V234H65L64 236H66L65 238H64L63 234H61L62 233L61 231H63ZM141 229H142V232H140ZM152 229H150V230H152ZM184 229H186V230H184ZM216 229L218 231H215ZM40 230H41V232H40ZM69 230L71 232H68ZM74 230H75V233H73ZM91 230H93V231H91ZM103 230H104V232H103ZM153 230L155 231V229H153ZM175 230H176V237H177V235H178V237H180L181 235L184 236V237L181 236V238L177 239L175 236H173ZM119 231L123 235H124V232H125L126 235H128L129 233H132V234L128 235L129 238H126V240L129 239L128 241L130 243L128 241L124 242L125 236L123 237L122 235H121V237L124 240H122L121 238L116 237V239L117 238L119 239V242H118V239H117V241L115 240L116 242H113L114 239H115V236H119L120 237L121 233L118 235ZM122 231H124V232H122ZM131 231H133V232H131ZM154 231L153 232L149 231L148 233L149 234L150 233L154 234V233H156V231L155 232ZM198 231H200V232H198ZM207 231H208V233H207ZM17 232L19 234H21V235H19ZM91 232H92V234H91ZM144 232L147 233V230H145ZM144 232H143V234H144ZM177 232H179L180 235L177 234ZM72 233L73 234H77L75 236L76 239H74V240H73L74 237L72 236ZM133 233L135 234L134 235L135 237L133 236ZM139 233L137 235H139ZM148 233H147V236L151 239V236ZM52 234L53 235L54 234L57 235L56 238L54 237L56 240L53 238ZM66 234H69V235L71 234L70 237H73L71 239L72 241H77L78 240L77 238L80 237L81 239L79 238V240L77 242H75L76 243L75 245H78L79 247L75 246L74 242H71L73 244H71V243H69V244H71V246L74 245V250H73V246L71 248L69 244L66 245V247H68L66 249L64 247V244L67 243L66 241H70L69 240L70 237H68L69 235L67 236ZM88 234L91 237H95V239L98 242L94 241L95 240L94 238L92 239V238L88 237ZM157 234H159V233H156L155 235H157ZM207 234H209L210 237L207 236ZM113 235H115V236H114V239H112L113 240L112 241L110 239L113 238L112 237ZM163 235H161V233H160V236H163ZM168 235L166 236L167 238H168ZM19 236H21V237H19ZM44 236H46V237H44ZM49 236L53 240H51V238H49ZM160 236H159V239L163 240L162 239L163 237L160 238ZM67 237L69 239H67ZM144 237L146 238V234L144 235ZM144 237L140 236L138 239H133V240H135L134 244L138 245L140 242L142 244H143V242H148V243L149 242L151 243L153 241L154 242H158V241H156V239L153 240V241H150V240L148 241L147 239L143 240ZM152 237H153V239L155 238L154 236H152ZM44 238H45V240H44ZM105 238L110 240L111 242L106 240ZM48 239H49V241H52V242H50V244H49ZM139 239H141L143 242L142 241L139 242L138 241ZM232 239H233V241H232ZM39 240L40 241L42 240L41 242H43V244L40 243ZM62 240L63 241L66 240V241L63 242ZM120 240H122L126 244L127 243H129V244L125 245L123 242H120ZM136 240L138 241V243H136ZM145 240H147V241H145ZM53 241L56 244H58V242H61L62 244L59 243V245L57 247H54L55 243H53ZM238 241L243 245V248L242 247H239V248L236 247V249H234V250L231 249L233 251H236L237 248H238V250L235 252V254L233 253L235 255L234 256L231 253L233 251H230V245H231V247L232 246L235 247L237 245L236 243H238ZM242 241H244V242L242 243ZM37 242H39L38 244H40V245L42 244L41 246L44 245V247L39 248L38 246H40V245H38ZM47 242H48L49 245H47ZM81 242H83V243H81ZM86 242H87V244L85 245L84 243H86ZM196 242L197 241H195V243H192V245L194 246L195 244H197L196 246L198 248V246L200 244L196 243ZM228 242L232 243V244H229ZM250 242H252V243H250ZM105 243H107V246L109 245V247L111 246L114 249L116 248L117 250L114 251L113 248H108L107 247V249H106L107 252H110L112 254L107 253L111 257L109 255H107V257L109 256L110 259H108L106 257L105 260H104L103 256H104L105 247H106ZM113 243L114 244L116 243L117 245L116 244L114 245ZM118 243H121L119 245L120 246L122 245L123 247L121 246V248H118V247H120L118 245ZM227 243L229 244L228 247H227V245H228ZM254 243L257 246H259L260 249H258V247ZM79 244L82 247H80ZM99 244L100 245L105 244V246L103 245L102 253H100L101 252L100 250H101L102 246H100V248H99L98 247ZM186 244H187V246H186ZM217 244L220 245L219 246V248L221 247L220 249H222V247H223V249H222L223 253H227V257L228 258L226 257V255H223V256L219 255V257L216 256V258H215V255H217L218 252H216V250H215L216 253H214L213 249H216L218 247ZM225 244H227L226 247H225ZM252 244H253V247L255 248V251L258 252V250H259L260 252L256 253L254 251V248H251V246H250ZM89 245H91V247ZM92 245H95V246H92ZM244 245L248 246L250 248V251L248 249H247V251H245V249L247 247H245V249H244ZM125 246H127V250H124L125 252L123 251L125 254L122 253L123 256L121 258L120 257L118 258V256L122 255L120 252H122V249ZM196 246H195V248H196ZM200 246H199V248H200ZM209 246H210V248L212 247V249H210V248L208 249ZM215 246H216V248H213ZM47 247H48V249H50L49 251H48ZM75 247H78L80 249L81 248L82 249L86 248V249H84L83 251L81 250V252H82V254H81L80 249H76ZM88 247H90V248L93 247L96 250L98 248L99 249L96 251V250H93V248H92L93 251H91L90 248L88 250ZM129 247H130V249H128ZM135 247H136V245H135ZM184 247H182V248L184 250H186ZM224 247H225V249L227 248L229 250H227V252H225L226 250L224 249ZM70 248L75 253H73ZM256 248L258 250H256ZM62 249H63V251H62ZM69 249L71 250L70 252H68ZM75 249L77 250V253H76ZM133 249L135 250V248H133ZM220 249H218V250H220ZM239 249H241V250H239ZM179 250H181V249H179ZM243 250H244V252H243ZM66 251H67V253H66ZM210 251L211 252L213 251L214 256H213V254ZM253 251H254V254L252 253ZM44 252H45V254H44ZM47 252H50V255H51L50 257L53 258V259H50L49 253H47ZM71 252L73 253V255H72ZM78 252H79V255H78ZM92 252L93 253L96 252L97 254L100 253L101 255L103 254L102 255V257H103L102 259L104 261H102L100 259L101 255H99V256L97 255V257H95V256H93ZM198 252H200V253H198ZM83 253H85V254H83ZM96 253H94V254H96ZM115 253H118V254L116 255ZM137 253H139V252H137ZM228 253H230V254H228ZM43 254L46 255V256L48 255L47 257H49V259H47L46 256H44ZM74 254H77V255H75V257L72 258V256H74ZM119 254H121V255H119ZM209 254H211V255H209ZM247 254L248 255L250 254L251 256H255V258H258V259L254 260L256 263L253 261L254 258L252 259V257L250 255L248 257ZM67 255H68V258L70 257L69 259L66 257ZM91 255H92V258L90 260L89 257H91ZM112 255H115L116 258L114 256L112 257ZM127 255H129V256H127ZM130 255H131V257H130ZM132 255L134 257H132ZM177 255H179V254L176 253L175 256H177ZM207 255H208V257H207ZM236 255L239 257V259H238V257ZM61 256H62L63 259H61ZM105 256H106V253H105ZM202 256H201V258H202ZM210 256H211V258H209ZM232 256H234V257H232ZM240 257L243 259V262H242V260H240ZM66 258L68 260H66ZM86 258H88L89 261ZM95 258H98V259L96 260ZM182 258H183V256L180 254L179 257H178L179 260L177 259L178 263H182L183 264L184 260H186V259L183 260ZM207 258H209V259H207ZM223 258L224 259L226 258L228 261L226 262V260L225 261L224 260H219V259H223ZM85 259L87 260V262H86ZM148 259H149V257H148ZM215 259L216 260L218 259V261H216ZM251 259H252V262H251ZM61 260H63V261L65 260V261L63 262ZM95 260L97 261V263H96ZM197 260H198V258H197ZM229 260H231L232 262L231 261L229 262ZM181 261H183V262H181ZM220 261L224 262V263H221ZM239 261H241V262H239ZM186 262L187 261H185L184 264ZM213 262H215V263H213ZM187 263H189V261ZM190 263L192 264L193 262H190ZM107 264H110V263H107ZM111 264H112V262H111ZM119 264H122L121 261L119 262Z\"/></svg>", "mask_w": 264, "mask_h": 264}, {"label": "bare ground", "instance_id": "bare-ground-1", "mask_svg": "<svg viewBox=\"0 0 264 264\" xmlns=\"http://www.w3.org/2000/svg\"><path fill=\"white\" fill-rule=\"evenodd\" d=\"M44 1H46V2L44 3L43 0H0V58H1V63H2V60H4V58L6 57V56H5V53L3 52V48H4V50L6 49V51H7V47L10 46V45L13 46V44L15 43L16 45L14 44V45H15V46H14V50H16L15 48L17 47V51L20 50V51H18V52H19V55H22L23 53H25V54L22 55V56H23V59L26 58V56H27L28 54L32 57V55H31L32 52H33V53H35V52L38 53V52H39V53H38V54H39L38 56H41L42 54H41L40 52H42V51L44 50V48H43L42 45H40L41 43H39V42L37 43V41H38V40H39V41H41V40L43 41V39H46L45 37H51L52 40H53V37H55L56 35L59 34L58 31H60V30L57 31V30H56L54 27H52L51 24H50V21H51V19H52V16H51V15H54L56 12H58V13H56L57 16H58L59 13H60L59 15H61V11H63V13H64L65 10L69 9L70 4H72V3H71L72 0H71V2H69V3L67 2V0H52V2H53L54 4H53L51 1H48V0H44ZM68 1H70V0H68ZM73 1H75V0H73ZM88 1H89V0H88ZM99 1H100V0H99ZM111 1H112V3L114 4V2H115L116 0H115V1L111 0ZM130 1L132 2L133 6H135V5L137 6V5L140 4V8H139V9H141V5L145 4L147 1L151 2V0H130ZM158 1H159V2L161 1V2H162L163 0H158ZM158 1H157V0H155V1L152 0V3H151V4L157 2L156 5H158ZM76 2H78V1L76 0ZM76 2H74V3H76ZM90 2H91V1H90ZM101 2H102V1H101ZM101 2H100V4H102ZM108 2H109V0H108ZM48 3H51L52 5L47 6ZM74 3H73V4H74ZM79 3H80V0H79ZM83 3H84V2H83ZM83 3H80V4H83ZM110 3H111V2H110ZM115 3H116V2H115ZM45 4H46V5H45ZM73 4H72V5H73ZM88 4H89V3H88ZM91 4H92V3H90L89 6H90ZM96 4H97V3H96ZM96 4H95V5H96ZM104 4H105V3L103 2V5H104ZM108 4H109V3H108ZM117 4H120V3H116V4H115V5H116V9H114V10H118V9H119ZM93 5H94V4H93ZM103 5H102V6H103ZM105 5H106V4H105ZM120 5H121V4H120ZM147 5H148V2H147ZM156 5H155V6H156ZM262 5H263V4H262ZM83 6H84V9H85V10H83V8H82V9H81L82 12L80 11L81 14H82V13L86 14V13H88V11H92V10H93V6H92V8L89 9V10H87V9H88V8H87V7H88L87 5L83 4ZM85 6H87V7H86L87 9L85 8ZM98 6H99V5H98ZM98 6L96 5V8H97ZM121 6H122V5H121ZM121 6H119V7H121ZM123 6H124V4H123ZM129 6H130V5H129ZM153 6H154V4H153ZM76 7H78V6H76ZM79 7H82V6L79 5ZM104 7H105V6H103V8H104ZM106 7H107V5H106ZM114 7H115V6H114ZM114 7H113V8H114ZM150 7H151V6H150ZM72 8H73V7H71V9H72ZM98 8H99V7H98ZM100 8H101V7H100ZM100 8H99V9H100ZM135 8H136V7H135ZM146 8H147V6H146ZM152 8H153V7H152ZM156 8H157V7H156ZM78 9H79V8H78ZM78 9H76V10H75V9H72V10H70V11L73 12V10H74V11H77ZM99 9H98L97 11H99ZM109 9H110V8H109ZM109 9H108V11H106L107 9H105V11H104L103 9H102V10H103L104 12L108 13V12H109ZM121 9H122V10H121ZM121 9L118 10V11H120L121 13L117 11V15H118V13H119L120 15L123 14V16L121 15V17H124V15H125V13H123L124 10H123L122 7H121ZM136 9H137V8H136ZM139 9H138V10H139ZM142 9H145V6H144V5H143V8H142ZM114 10H113V11H114ZM126 10H127V9H126ZM145 10H146V9H145ZM148 10H149V9H148ZM154 10H155V9H154ZM261 10H262V9H261ZM59 11H60V12H59ZM68 11H69V10H68ZM68 11H66L64 15H63V13H62V15L64 16L65 19L67 18V16H65L66 14L69 16L68 13H70V11H69V12H68ZM83 11H84V12H83ZM85 11H86V12H85ZM94 11H95V10H94ZM152 11H153V10H152ZM67 12H68V13H67ZM72 12H71V14H74V12H73V13H72ZM99 12H100V11H99ZM124 12H125V11H124ZM145 12H146V11H145ZM148 12H151V11L149 10ZM93 13H94V12H93ZM109 13L111 14V11H110ZM113 13H114V12H113ZM113 13H112V14H113ZM151 13H152V12H151ZM71 14H70V16H71ZM75 14H76V13H75ZM75 14H74V15H75ZM79 14H80V13H79ZM94 14H95V13H94ZM98 14H100V13H98ZM257 14H258V13H257ZM74 15H72V17H73ZM77 15H78V14H77ZM96 15H97V14H96ZM117 15L115 14V16H117ZM120 15H119V16H120ZM84 16H85V15H84ZM88 16L90 17V15H88ZM88 16H86V17L89 18ZM99 16H100V15H99ZM53 17H55V15H54ZM86 17H85V18H86ZM60 18H62V17H60ZM64 18H62V19H64ZM73 18H75L76 20H78V19L76 18V16L73 17ZM87 18H86V19H87ZM91 18H92V17H91ZM98 18H100V17H98ZM98 18H96V19H98ZM54 19H55V18H54ZM57 19H59V18H56V19H55V20L58 22ZM67 19H70V17L67 18ZM71 19H72V18H71ZM71 19H70V20H66L65 26L68 27L69 30H70L71 27H75V25L77 26V28H79L80 26H79V24L77 25V23H78L82 18H81L80 20H78L77 23H75V22H76L75 19H74V20H73V19L71 20ZM86 19L83 18V20H86ZM120 19H121V18H120ZM120 19H119V20H120ZM122 19H123V18H122ZM100 20H101V18H100ZM74 21H75V22H74ZM88 21H89V20H88ZM124 21H125V20H124ZM124 21H123V22H124ZM258 21H260V20H258ZM86 22H87V20H86ZM86 22H85L86 25H84V26L89 27V23H90V22H89L88 24H87ZM91 22H92V21H91ZM94 22H96L95 19H94ZM118 22H119V21H118ZM118 22H117V23H118ZM51 23H52V22H51ZM121 23H122V22H121ZM55 24H58V23H55ZM94 24H95V23H94ZM97 24H98V22H97ZM103 24H104V23H103ZM124 24H125V23H124ZM52 25H53V24H52ZM61 25H62V24H61ZM98 25H100V24H98ZM58 26H59V25H58ZM58 26H57V27H58ZM63 26H64V25H63ZM84 26H83V27H84ZM122 26H123V25H122ZM59 27H60V26H59ZM87 27H86V28H87ZM99 27H100V26H99ZM103 27H104V26H103ZM118 28H119V27H118ZM118 28H117V30H118ZM96 29H98V28H96ZM62 30H63V28H62ZM66 30H67V29H66ZM75 30H76V29H75ZM87 30H88V28H87ZM87 30H86V31H87ZM122 30H123V28H122ZM219 30H220V29H219ZM70 31H71V30H70ZM70 31H69V32H70ZM78 31H79V30H78ZM83 31H85V30H83ZM83 31H82V32H83ZM228 31H229V30H228ZM62 32H63V31H62ZM93 32H94V34H95V31H93ZM93 32H92V33H93ZM117 32H118V31H117ZM117 32H116V33H117ZM120 32H121V31H120ZM120 32H119V36L121 37ZM123 32H124V31H123ZM210 32H212V31H210ZM63 33H65V31H64ZM88 33H89V34H92L91 32H88ZM75 34H76V33H75ZM77 34H79V33H77ZM96 34H97V33H96ZM96 34H95V35H96ZM98 34H99V33H98ZM117 34H118V33H117ZM122 34H123V33H122ZM253 34H254V33H253ZM79 35H80V34H79ZM79 35H77V36H79ZM86 35H88V34H86ZM86 35H85V36H86ZM92 35H93V34H92ZM102 35H103V34H102ZM125 35H127V34H125ZM209 35H210V34H209ZM43 36H44V37H43ZM67 36H68V35H67ZM72 36H73V35H72ZM75 36H76V35H75ZM88 36H90V38H91V35H88ZM106 36H107V35H106ZM206 36H208V35H206ZM216 36H217V35H216ZM227 36H228V35H227ZM227 36H226V37H227ZM254 36H255V35H254ZM254 36H253L252 38H254ZM39 37H42V38H39ZM56 37H57V36H56ZM64 37H65V36H64ZM64 37H63V38H64ZM81 37H82V35H81ZM97 37H98V36H97ZM99 37H100V36H99ZM99 37H98V38H99ZM107 37H108V36H107ZM127 37H128V36H127ZM220 37H221V36H220ZM248 37H249V36H248ZM248 37H247V35H246V39H248ZM38 38H39V39H38ZM51 38H50V39L47 38V39H49V40L51 41ZM57 38H58V37H57ZM65 38H66V39H65ZM65 38H64L63 40H67V37H65ZM85 38H86V37H85ZM92 38H93V36H92ZM92 38H91V39H92ZM100 38H101V37H100ZM104 38H105V37H104ZM112 38H113V37H112ZM125 38H126V37H125ZM216 38H217V37H216ZM233 38H234V37H233ZM236 38H237V37H236ZM250 38H251V36H250ZM250 38L248 39V42H249ZM37 39H38V40H37ZM40 39H41V40H40ZM55 39H56V38H55ZM55 39H54V40H55ZM59 39H60V38H59ZM59 39H57V40H59ZM75 39H76V37H75ZM78 39H79V38H78ZM87 39H88V37H87ZM185 39H186V38H185ZM218 39H219V38H218ZM238 39H239V38H238ZM238 39H235V40L237 41ZM244 39H245V38H244ZM258 39H259V38H258ZM262 39H263V37H262ZM262 39H261V40H262ZM57 40L52 42V43H54V45H52L51 42H50V43H49L48 41H47V42L49 43V45H52V47L56 48V50H57L58 43L60 44V41L58 42ZM61 40H62V39H61ZM80 40H81V39H80ZM80 40H79V41H80ZM101 40H103V39L101 38ZM105 40L109 41L108 39H105ZM105 40H104V44H105ZM114 40H115V39H114ZM114 40H112V43L114 42ZM118 40H119V39H118ZM189 40H190V39H189ZM195 40H196V39H195ZM204 40H205V39H204ZM216 40H217V39H216ZM235 40H234V41H235ZM252 40H253V39H252ZM263 40H264V39H263ZM44 41H45V40H44ZM82 41H83V38H82ZM85 41H86V40H85ZM87 41H88V40H87ZM87 41H86V43H87ZM89 41H90V39H89ZM89 41H88V42H89ZM96 41H97V39H96ZM96 41H95V42H96ZM98 41H99V40H98ZM110 41H111V40H110ZM197 41H198V40H197ZM218 41H219V40H218ZM220 41H222V40H220ZM234 41H233V42H234ZM236 41H235V42H236ZM238 41L241 42L240 40H238ZM90 42H92V41H90ZM115 42L119 43V42L116 41V40H115ZM120 42H121V39H120ZM125 42H128V41H127V40H123V44L121 43L122 46H123V45H125V46L127 45V43L125 44ZM129 42H130V41H129ZM235 42H234V43H235ZM239 42H236V43L238 44ZM258 42H259V41H258ZM258 42H256V43L258 44ZM263 42H264V41H263ZM263 42L260 41V44L262 43L261 45H263ZM43 43H44V42H43ZM48 43H47V45H48ZM55 43H57V44H55ZM83 43H85V42H83ZM96 43H97V42H96ZM99 43H100V47H99L98 44H96V45L100 48V51H99V49H97V51L102 52V50H104V49L101 50V45H103V42H102V44H101V42H99ZM181 43H182V42H181ZM214 43H215V41H214ZM223 43H224V42H223ZM234 43L231 42L230 45L228 44V46H227V47H228V48H227V49H228V50H227L228 52H229L230 49H232L233 46H236V45H233V46H232V44H234ZM236 43H235V44H236ZM246 43H247V42H245V45H246ZM249 43H250V42H249ZM251 43H253V42H251ZM254 43H255V40H254ZM254 43H253V45H252L251 47H252V48H253V47H254V48H257L258 45H257L256 43H255V45H254ZM62 44H63V42H62ZM90 44H91V43H90ZM93 44H94V42H93ZM93 44H92V45H93ZM110 44H111V42H110ZM119 44H120V43H119ZM128 44H129V43H128ZM196 44H197V43H196ZM240 44H241V43H240ZM240 44H239V46H238L235 50H237V51H242L241 53L246 54V52L243 51V49L246 48L248 51L251 52V49L249 50V48L246 47V46H248V45H246L245 48H243L244 45L241 44L243 47H240V46H241ZM260 44H259L258 47H261ZM44 45H45V44H44ZM55 45H57V47H55ZM96 45H94V46H96ZM130 45H131V44H129L128 47H129ZM212 45H213V44H212ZM220 45H221V44H220ZM250 45H251V44H250ZM256 45H257V46H256ZM11 46H10V48H8V51H7V52H9V50L11 49ZM191 46H192V45H191ZM191 46H190V47H191ZM229 46H231V47H229ZM18 47H19L20 49H19ZM22 47H23V49H22ZM24 47L27 48L26 52H25ZM45 47H46V50H47V46H45ZM60 47H61V46H60ZM87 47H88V45H87ZM103 47H104V45H103ZM103 47H102V48H103ZM117 47H118V45H117ZM120 47H121V46H120ZM128 47H127V48H128ZM221 47H222V46H221ZM28 48H30L29 50L32 51V52H27V51H28ZM54 48H53V49H54ZM64 48H65V46H64ZM64 48H63V50L65 51ZM92 48H94V47H92ZM131 48H132V47H131ZM131 48H130V49H131ZM191 48H192V47H191ZM191 48H190V49H191ZM219 48H220V47H219ZM233 48H234V47H233ZM263 48H264V46H263ZM263 48H259L260 50H259V49H257V50H259L260 53H261V51H262V52L264 51V50H262ZM21 49L24 50V52H23ZM48 49L51 50V48H48ZM61 49H62V48H61ZM67 49H69V48H67ZM67 49H66V50H67ZM106 49H108V48L106 47ZM123 49H124V48H123ZM130 49H129V48H128V50L126 49L127 52L129 53V55H130V52H129ZM190 49H189V50H190ZM223 49H224V48H223ZM223 49H222V50H223ZM46 50H45V51H46ZM56 50H55V51H56ZM70 50H71V49H70ZM70 50H68V51L70 52ZM95 50H96V49H95ZM113 50H114V49H113ZM118 50H119V48H118ZM201 50H202V49H201ZM203 50H204V49H203ZM10 51H11V50H10ZM12 51H13V50H12ZM71 51H72V50H71ZM108 51H109V49H108ZM123 51H124V50H123ZM209 51H210V50H209ZM209 51H208V52H209ZM225 51H226V50H225ZM230 51H231V50H230ZM237 51H236V52H237ZM14 52H15V51H14ZM18 52H17V54H16V52H15V55L18 56ZM20 52H21V53H20ZM47 52H48V50H47ZM57 52H59V49H58ZM109 52H110V51H109ZM115 52H116V50H115ZM118 52H119V51H118ZM186 52H188V50H186ZM197 52H198V51H197ZM199 52H200V51H199ZM212 52H214V51L212 50ZM216 52H217V51H216ZM256 52H257V51H256ZM26 53H27V55H26ZM30 53H31V54H30ZM37 53H35L36 56H37ZM48 53H50V54L52 53V54H53L52 51H51V52H48ZM60 53H61V52H60ZM67 53H68V52H67ZM67 53H66V54H67ZM71 53H72V52H71ZM104 53H105V52L103 51L102 55H103ZM112 53H113V51H112ZM112 53H111V56H107V57H108V58L110 57L109 59H111V60H112V59L115 60L114 58H116L117 61L119 60L117 63H119L121 57L123 58V56H120L119 53H113L114 55H116V54L119 55V56L117 55V57H113ZM188 53H190V52H188ZM221 53H222V52H221ZM221 53H219V54H221ZM223 53H224V52H223ZM229 53H230V52H229ZM234 53H235V52H234ZM251 53H253V52H251ZM263 53H264V52H263ZM263 53H261V54H263ZM10 54H11V53H10ZM10 54L8 53V54H7V57H10V58H11ZM44 54H45V53H44ZM44 54H43V55H44ZM106 54H107V51H106ZM120 54H122V52H121ZM185 54H186V53H185ZM208 54H209V53H208ZM224 54H225V53H224ZM238 54H240V53H238ZM12 55H13V54H12ZM24 55H25V56H24ZM29 55H28V56H29ZM43 55H42V56H43ZM57 55H58V54H57ZM74 55H75V54H74ZM74 55L72 54V56H74ZM82 55H85V54L83 53ZM82 55H81V56H82ZM107 55H110V53L107 54ZM122 55L125 56V59H126L127 56H129L128 54L125 55L124 53H123ZM202 55H203V53H202ZM235 55H236V54H235ZM246 55L248 56V54H246ZM252 55H254V54H252ZM52 56H53V55H52ZM62 56H63V55H61L60 57L62 58ZM77 56H80V54H78ZM88 56H89V55H88ZM88 56H83V58H84V57L87 58ZM182 56H183V55H182ZM198 56H199V55H198ZM236 56H237V55H236ZM244 56H245V55H244ZM244 56H243V58H244ZM261 56H262V55H261ZM13 57H15V56H13ZM19 57H21V56H19ZM31 57H30V58H31ZM64 57H65V56H64ZM70 57H71V56H70ZM100 57H101V56H100ZM104 57H105V55H104ZM111 57H113V58H111ZM118 57H120V58H118ZM199 57H201V56H199ZM252 57H253V56H252ZM32 58H37V57H35V56L33 55ZM40 58H41V57H40ZM44 58H45V57H44ZM47 58H48V55H47L46 59H47ZM50 58H51V59H48L47 61H46V59H45L46 62H43V63L40 62L39 65L45 64V66L48 65V67H52L53 70H55V69H56V70L59 69V67H57V61H56V60H57V59H56L57 57L55 56V57H50ZM58 58H59V57H58ZM71 58H72V57H71ZM71 58H70V59H71ZM83 58H82V59H83ZM117 58H118V59H117ZM216 58H217V57H216ZM258 58H259V59H257L258 61L256 60V63H259V62L261 61L259 55H258ZM11 59H14V58H11ZM16 59H18V58H16ZM21 59H22V58H21ZM59 59H60V58H59ZM63 59H64V58H63ZM82 59H81V61H82ZM87 59H88V58H87ZM93 59H94V58H93ZM97 59H98V58H97ZM188 59H189V58H188ZM203 59H204V58H203ZM206 59H207V58H206ZM211 59H212V58H211ZM248 59H249V56H248ZM248 59H247V60H248ZM8 60H9V58H8V59L6 58V62H7ZM26 60H30V59L27 57ZM38 60H39V59H38ZM64 60H65V59H64ZM64 60L62 61L63 64H65V63H64ZM88 60H90V59H88ZM91 60H92V59H91ZM95 60H96V59H95ZM126 60H127V59H126ZM249 60H250V59H249ZM15 61H17V60H15ZM33 61L37 62L36 59L33 60ZM33 61H32V59H31V63H30V62H28V63H29V64H33V63H34ZM68 61H69V60H68ZM84 61H85V60H84ZM84 61H83V62H84ZM98 61H99V59H98ZM98 61H97V62H98ZM3 62H4V61H3ZM20 62L22 63L21 60H20ZM20 62H19V63H20ZM25 62H26V61H25ZM25 62H24V63H25ZM59 62H60V61H59ZM73 62H74V58H73ZM99 62H101V64H100ZM99 62H98V63H99V64H98V69H99V68H102V67L104 66V64H106V63L102 64V61H99ZM115 62H116V61H115ZM121 62H122V59H121ZM121 62H120V65L122 64ZM123 62H124V61H123ZM261 62H262V61H261ZM8 63H9V62H8ZM15 63H16V62H15ZM21 63H20V65H21ZM24 63H23V65L26 66V67L24 66V68L30 67L29 65L27 66V65L24 64ZM60 63H61V62H60ZM71 63H72V62H71ZM71 63H70V64L68 63V64L71 65ZM85 63H86V62H85ZM94 63H95V62H94ZM111 63H112V62H111ZM254 63H255V61H254ZM254 63H253V65H254ZM12 64H14V62H13ZM16 64H18V62H17ZM34 64H36V63H34ZM66 64H67V63H66ZM68 64L66 65L67 68H69V67H68ZM76 64H77V63H76ZM76 64H75V66H76ZM78 64H79V63H78ZM78 64H77V65H78ZM82 64H83V63H82ZM95 64H96V63H95ZM249 64H250V63H249ZM262 64H263V63H262ZM14 65H15V64H14ZM39 65H38V66H39ZM88 65H89V64H87V66H88ZM93 65H94V64H93ZM100 65H101L102 67H99ZM203 65H204V64H203ZM4 66H6V65H4ZM11 66H12V65H11ZM11 66L9 65V67H11ZM15 66H16V65H15ZM17 66H18V65H17ZM17 66H16V67H17ZM43 66H44V65H43ZM80 66H82V65H80ZM89 66L91 67V65H89ZM106 66H108V64H107ZM118 66H119V64H118ZM13 67H14V66H13ZM13 67H11V68H13ZM18 67H19V66H18ZM18 67H17L16 69L23 68L22 65H21V67H19V68H18ZM32 67H34V69L36 68V66H32ZM72 67H73V66H72ZM77 67L79 68V70H81L80 67H79V65H78ZM95 67H97V65H95ZM120 67H122V65H121ZM249 67H250V66H249ZM254 67H255V66H254ZM256 67H257V65H256ZM259 67H261V66H259ZM4 68H5V67H4ZM11 68H10V69H11ZM39 68H40V66H39L38 68H36V70L39 69ZM44 68H45V67H44ZM60 68H62L61 65H60ZM63 68H64V67H63ZM63 68H62V70H63ZM65 68H66V67H65ZM78 68H75V67L73 68V69H75V70H73V72L75 73V75L78 73V72L76 71ZM81 68H82V67H81ZM83 68H84V69H83ZM83 68H82V72H83V70H85L86 67H83ZM88 68H89V67H88ZM88 68H87V70H88ZM109 68L111 69V67H109ZM6 69H9V68H7V66H6ZM10 69H9V70H10ZM92 69H93V68H92ZM104 69H105V67H104ZM110 69H109V70H110ZM2 70H3V69H2ZM27 70H28V68H27ZM29 70H32V69L30 68ZM36 70H35V71H36ZM40 70H42V69L40 68ZM47 70H48V68H47ZM47 70H45V72H46ZM50 70H51V69H50ZM68 70H69V69H68ZM90 70H91V69H90ZM105 70H106V69H105ZM0 71H1V70H0ZM11 71H12V72H11ZM13 71H14V72H15V71L17 72V70H14V68H13L12 70L9 71V72H11V75L14 73ZM71 71H72V70H71ZM88 71H89V70H88ZM92 71H93V70H92ZM92 71L89 72V73H91L90 75H92V73H93ZM112 71H114V70L111 69L110 73L113 74ZM250 71H251V70H250ZM2 72H3V71H2ZM2 72H1V74H2ZM19 72H20V74H21V76H22V72H23V71L21 72V71L19 70ZM19 72H18V73H19ZM33 72H34V71H33ZM38 72H39V70H37V72H36L37 74H36L35 72L33 73V74H36V77H34V78H35V83H36L37 87H36V85L34 86V85H33L34 83L32 84V83L30 82L29 79H27V81L25 82V84H26V83H31V85L28 84V85H29V87H28V88H29L28 92H31V91H32V88L30 89V87H33V86H34L33 88H35V87L38 88V89H39L40 87L42 88V86H41V84H42L41 81L44 80V83H43V84H45V79L47 80V79H49V77H50V76H49L50 74H47V72H46V73L44 72V73H45L44 75L42 74V72H40V73H38ZM48 72H49V71H48ZM57 72H58V71H57ZM59 72H60V71H59ZM64 72H65V71H64ZM64 72H63V73H64ZM67 72H68V71H67ZM73 72H72V73H73ZM85 72H86V71H85ZM114 72H115V71H114ZM30 73H31V72H30ZM50 73H51V72H50ZM63 73H59V74L62 75ZM65 73H66V72H65ZM65 73H64V74H65ZM79 73H80V72H79ZM79 73H78V74H79ZM99 73H100V72H99ZM101 73H102V75L104 74L103 71H102ZM108 73H109V72H107V74H108ZM110 73H109V75H110ZM7 74H8V76H9L10 73H7ZM7 74H6V75H7ZM15 74H16V73H15ZM23 74H24V72H23ZM28 74H29V73H28ZM46 74L48 75V77H47ZM54 74H56V71H55ZM54 74L51 73L52 77H50V79L53 78V75H54ZM64 74H63V75H64ZM83 74H84V72L82 73V75H83ZM85 74H86V73H85ZM87 74H88V72H87ZM107 74H106V79H105L106 81H103V82H106L105 84H107V83L110 81V80L107 81V76H109V75H107ZM115 74H116V75H115V77H116L118 74H117V72H115ZM13 75H14V74H13ZM25 75H27V74H26V73L24 74V76H23L24 78H26ZM31 75H32V73H31ZM56 75H57V74H56ZM66 75H68V73H66ZM90 75L88 74L87 77H89ZM95 75H96V74H95ZM8 76H7V77H8ZM16 76H17V75H16ZM19 76H20V75H19ZM21 76H20V77H21ZM45 76H46V77H45ZM64 76H65V75H64ZM64 76H63V77H64ZM76 76H78V75H76ZM96 76H97V75H96ZM110 76H111L110 79H112L113 76H112V75H110ZM0 77H1V76H0ZM2 77L4 78V75H3ZM7 77H6V79H7ZM9 77H10V76H9ZM11 77H12V76H11ZM32 77H33V76H32ZM63 77H62V79H63ZM69 77H70V76H69ZM72 77H73V75H72ZM72 77H71V78H72ZM83 77H84V80H88V79H85V76H83ZM83 77H82V78H83ZM87 77H86V78H87ZM92 77H93V75H92ZM92 77H89V78L91 79ZM97 77H98V76H97ZM21 78H22V77H21ZM54 78H56V77L54 76ZM58 78H60V77L57 76V79H58ZM65 78H66L65 80L69 79L68 77H65ZM74 78H75V77H73V79H74ZM93 78H94V77H93ZM93 78H92V80H93ZM4 79H5V78H4ZM6 79H5V81L3 80V82H5V83H7V84H5V83L2 84V89L4 88V85H5V87H6V86H7V87H12V84L14 85V83L9 84L10 82H7V80H9V79H7V80H6ZM13 79H14V78H13ZM13 79H11L12 82H16V80L13 81ZM15 79H17V77H16ZM18 79H19V77H18ZM18 79H17V80H18ZM57 79H56V83H55L54 85H55V87H56V84L60 82V84H57V85H58V86L60 85V87H61V86L63 85L61 82H62L64 79H63L62 81H59V82H57ZM77 79H79V77H77ZM77 79H76V80H77ZM94 79H95V78H94ZM99 79H100V77H99ZM1 80H2V79H1ZM28 80H29V82H28ZM60 80H61V79H60ZM65 80H64V81H65ZM71 80H72V79H70V81H71ZM74 80H75V79H74ZM76 80H75V81H76ZM96 80H97V79H96ZM96 80H94V81H96ZM9 81H10V80H9ZM21 81H22V80H21ZM23 81H25V80H23ZM31 81H32V79H31ZM49 81H50V80H49ZM51 81H52V80H51ZM68 81H69V80H68ZM70 81H69V82H70ZM0 82H1V81H0ZM3 82H2V83H3ZM19 82H20V81H19ZM78 82H79V81H78ZM78 82L75 83V84H76V85H75L76 88H78L77 85L80 86V88L82 87L81 90L79 91V92H80V93H79L80 95H79V98H78V99L80 100L81 96H84L83 98L86 99V102H87V100L90 101V99H91V97H92L90 93H92V91L90 90L91 88L89 87V85H90V86H93V85H92V84H89V85H88V84L86 83L87 81H86V82H85V81L82 82V79L80 80V82H82L81 84L85 83V84H83L84 86L79 85ZM17 83H18V82H17ZM17 83H15V84L17 85ZM49 83H50V82H49ZM71 83L74 84V81L69 83L70 86H71ZM92 83H93V82H92ZM97 83H102V81L99 82V80H98ZM0 84H1V83H0ZM18 84L20 85V83H18ZM51 84H52V83H51ZM64 84H65V83H64ZM93 84H94V83H93ZM95 84H96V83H95ZM95 84H94V85H95ZM19 85H17V88L19 87ZM22 85H24V84H22ZM22 85H20V87H21ZM28 85H26V86H28ZM46 85H47V84H46ZM49 85H50V84H48L47 89H48ZM54 85H53V86H54ZM66 85H68V84L66 83ZM99 85H100V84H99ZM99 85H98L97 88H99ZM102 85H103V84H102ZM102 85H101V86H102ZM63 86H64V85H63ZM63 86H62V87H63ZM75 86H71V87H72V88L70 89V90H71V93L69 92L70 90L68 91L70 94L75 93L74 91H73V93H72L73 87H75ZM96 86H97V85H96ZM107 86H109V85H107ZM7 87H6V88H7ZM14 87H15V86H14ZM20 87H19V88H20ZM23 87H24V86H23ZM45 87H46V86H45ZM45 87L43 86L44 89H46ZM64 87H65V86H64ZM94 87H95V86H94ZM15 88H16V87H15ZM19 88H18V89H19ZM49 88H50V87H49ZM51 88H52V87H51ZM51 88H50V89H51ZM65 88H66V87H65ZM68 88H70V87L68 86ZM101 88H102V87H101ZM105 88H106V86H105ZM8 89L10 90V88H8ZM8 89H6V90H8ZM24 89H25V87H24ZM38 89H37V90H38ZM54 89H55V88H54ZM61 89H62V88H61ZM61 89H60V90H61ZM78 89H79V88H78ZM95 89H96V88H95ZM3 90H4V89H3ZM12 90L15 91V89H12V88H11V90H10V91H11V95H10V96H12V95L15 93V92L12 91ZM22 90H23V89H21V91H22ZM25 90H27V88H26ZM34 90H35V89H34ZM37 90H36L34 93H37L38 95H40L39 97L43 96V95H44L43 93H45L44 96L47 95L46 92H44L45 90H43V93H42L43 95L39 94L40 92L38 93ZM39 90H40V89H39ZM41 90H42V89H41ZM41 90H40V91H41ZM60 90H58V91H60ZM92 90H94V89L92 88ZM107 90H108V88H107ZM4 91H5V90H4ZM4 91H3V92H4ZM47 91H48V90H47ZM51 91H52V92H51ZM51 91H50V93H53V90H51ZM62 91H64V90H62ZM94 91L97 92V90H94ZM99 91H100V90H99ZM99 91H98V92H99ZM7 92H9V91H7ZM12 92H13V93H12ZM19 92H20V91L16 92V93L19 94V95L16 94L17 97L21 96V97L24 98V96H22V95H25V92H27V91H23V92H24L23 94H22L21 92H20V93H21V94H20ZM32 92H33V91H32ZM32 92H31V93H28V95L26 94L25 96H27V97H25V98L28 99L29 94H32ZM55 92H56V91H55ZM98 92H97V93H98ZM103 92L105 93L104 90H103ZM34 93H33V95H34L33 97H36V98H37L36 100H38V101L35 100V104H37V102L39 103V102L43 101V103H46L45 105H47L48 102H44V100L39 99V97L36 96L37 94L35 95ZM50 93H49V95H47L48 97H50ZM56 93L59 94V93H61V92H56ZM63 93H66V89H65V92H62L61 94H63ZM69 93H68V94H69ZM94 93H95V92H94ZM104 93H103V94H104ZM208 93H209V92H208ZM208 93H207V94H208ZM4 94L6 95V93H4ZM68 94H67V95H68ZM103 94H102V95H103ZM199 94H201V93H199ZM5 95H4V96H5ZM52 95H53V94H52ZM55 95H56V94H55ZM76 95H77V94L75 93V95L73 94V95H71V96H72V97H74V96L77 97ZM88 95H89V96H88ZM92 95H93V93H92ZM95 95H96V93H95ZM95 95H94V96H95ZM2 96H3V95H2ZM30 96H31V95H30ZM30 96H29V98H30ZM85 96H87V98L89 97L90 99H87ZM90 96H91V97H90ZM200 96H201V95H200ZM222 96H223V95H222ZM17 97H16V98H17ZM31 97H32V96H31ZM69 97H70V96H68L67 98L69 99ZM75 97H74V98H75ZM96 97H97V96H96ZM99 97H101V96L99 95ZM191 97H192V96H191ZM215 97H216V96H215ZM226 97H228V96H226ZM5 98H6V97H5ZM5 98H4V100H5ZM14 98H15V97H12L11 100L14 99ZM16 98H15V99H16ZM23 98H20L19 101H21V99H23ZM41 98H44V97H41ZM50 98H52V97H50ZM50 98H49V99H50ZM62 98H63V100H64V97H62ZM65 98H66V96H65ZM67 98H66V99H67ZM83 98H82V100H83ZM93 98H94V97H93ZM93 98H92V100H93ZM197 98H198V96H197ZM201 98H202V96L199 98V100H200ZM218 98H219V96H218ZM8 99H9V98H8ZM30 99H31V98H30ZM46 99H48V98H46ZM46 99H45V100H46ZM55 99H56V98H53V100H55ZM59 99H61V96H58V99H56V100H58L57 102H55L56 100L54 101L55 104H56V107H58V106L61 105V104L59 105V103H63V102H60ZM70 99H71V98H70ZM72 99H73V98H72ZM75 99L78 100L77 98H75ZM94 99H95V98H94ZM202 99H203V98H202ZM205 99H208V98H204L203 101H205ZM223 99H224V98H223ZM229 99H230V98H229ZM229 99H228V100H229ZM6 100H7V99H6ZM6 100H5V101H6ZM17 100H18V99L14 100L15 102L12 100L13 102L11 103V105H13L14 103H17V102H16ZM24 100H26V99H24ZM39 100H40V101H39ZM61 100H62V99H61ZM73 100H74V99H73ZM82 100H81V101H82ZM22 101H23V100H22ZM29 101H31V102H29ZM29 101H26V102H29V103H32V101L34 102L33 99H32V100H29ZM47 101H48V100H47ZM49 101L51 102V100H49ZM65 101H66V100H65ZM69 101H71V100H69ZM74 101H75V100H74ZM74 101H73V103H72L73 105H74ZM81 101H80V102H81ZM96 101H97V100H96ZM98 101L100 102V100H98ZM159 101H161V100H159ZM188 101H190V103H189V102H188V103L190 104V108H191V107H192L191 104H192V102H193L194 100H193L192 102H191V100H188ZM201 101H202V100H201ZM220 101H222V100H219L218 103H221ZM231 101H232V100H229L228 103L230 104ZM237 101H239V99H238V100L236 99V102H237ZM240 101H241V100H240ZM7 102H8V101H6L5 103L7 104ZM10 102H11V101L9 100L8 103H10ZM24 102H25V101H24ZM24 102L22 103V105L24 104ZM50 102L48 103L49 106H50V104H51ZM54 102H52V104H51V107H53V108H54L53 105H55ZM82 102H83V101H82ZM82 102H81L80 104H82ZM86 102H83V104H84V105H85V104H86V105H87V104L90 105L91 103H94L95 101H93V102L90 101V102H91V103L89 102L90 104H89L88 102H87V103H86ZM99 102H98V103H99ZM194 102H197V100L194 101ZM194 102H193V103H194ZM205 102H206V101H205ZM236 102H235L234 105H237ZM241 102H242V101H241ZM241 102H240V103H241ZM3 103H4V101L2 102V105H3ZM20 103H21V102H20ZM43 103H42V104H43ZM75 103L77 104V102H75ZM209 103H210V104H214V102L211 103L210 101H208V102L205 104V106H206L207 104H209ZM222 103H223V101H222ZM224 103L227 104L226 102H224ZM247 103H248V102H247ZM0 104H1V103H0ZM39 104H40V103H39ZM42 104H41V105H42ZM64 104H65V103H64ZM64 104H63V105H64ZM66 104H67V103H66ZM69 104H70V102L68 103V105H69ZM80 104H79V105H80ZM184 104H186V106L188 105L187 102L182 103V105H184ZM198 104H200V102H198ZM198 104H197V105H198ZM210 104H209V105H210ZM215 104H216V103H215ZM241 104H242V103H241ZM248 104H249V105H248ZM248 104L246 105V103H245V105L242 106V107L247 108L246 110H248V109L251 110V107L254 105V103H250V102H249ZM250 104H251L252 106H251ZM255 104H256V103H255ZM2 105H1V106H2ZM9 105H10V104H7V108H8ZM11 105H10V106H11ZM16 105H17V104H16ZM22 105H21V104H20V105L18 104V106H19L20 108L22 107ZM25 105H26V103L23 105V107H26ZM32 105H33V103H32ZM77 105H78V104H77ZM79 105H78V106H79ZM171 105H173V104H171ZM175 105H176V104H175ZM175 105H174V106H175ZM217 105H218V104H217ZM217 105H216V106H217ZM219 105H220V104H219ZM234 105H233V106H234ZM258 105H259V104H258ZM258 105L256 106V109H257V110H258L257 107H261V106H258ZM69 106H70V107H69ZM69 106L66 107L67 110L64 109V110H66L67 113H66L65 111H63V110H62V112H63V113H62V112H61V109H60V112H61V113L58 111L57 114L59 113V114H58L59 116H60L61 114L64 115L65 113L68 115V113H69L70 110H71L70 108H71L72 105L70 104ZM81 106H83V105H80V106H79L80 109H82ZM96 106H97V105H96ZM96 106H95V107H96ZM169 106H170V105H169ZM174 106H173V107H174ZM179 106H181V105H179ZM179 106L174 107V108L171 106V107L173 108V109H172V108L170 107V108L172 109L171 111H169V110H170L169 108H166L165 110H166V112H167V111L169 112L168 114H166V113H165V114H164V113H157V114H156V113H155V114H156V117H155L153 120L155 121V119H156V122L160 123V125H161L160 127H161V128H164V126L166 125V129H165L166 132H167V130H168V129H167L168 123H170V122H168V121H169V119H170L172 116H173V117H174V116H177V117L180 116V117H181V116H185V115H186L185 119L188 118V120H190L189 122H193V123H194V120L191 119V118H192V117H193V118L196 117L195 114H194L195 112H193V110H192L193 114H192V113H191V114L194 115V116L191 117V114L189 113V111H190L191 109H189V111H186L188 108H187V109H184V108H182V106H181V108H178ZM198 106H199V105H198ZM202 106H203V105H202ZM224 106H225V105H224ZM231 106H232V105H231ZM11 107L13 108V107H16V106L14 105V106H11ZM19 107H17V111H16V108H15V111H13L14 109L12 110V111L14 112V114H15V113H17V114L19 113V112H18V108H19ZM23 107H22V108H23ZM36 107H37V109L39 108L38 105H37V106L35 105V108H36ZM68 107H69L70 110L68 109ZM90 107H92V105H91ZM167 107H168V105H167ZM184 107H185V106H184ZM226 107H227V106H226ZM7 108H6V110L3 109L4 112H6V111L9 110V109H7ZM22 108H21V109H22ZM28 108H29V105H28ZM61 108H62V107H61ZM72 108H73V106H72ZM160 108H161V107H160ZM160 108H159V109H160ZM162 108H163V107H162ZM185 108H186V107H185ZM201 108H202V107H201ZM214 108H215V107H214ZM222 108H223V106L221 107V109H222ZM229 108H230V107H229ZM233 108H234V107H233ZM262 108H264V107H262ZM10 109H11V108H10ZM24 109H26V108H24ZM56 109H57V108H56ZM56 109H53V110H52V111L55 112V113H53L54 115L51 113V111H48V109H47L48 112H47V113L45 112V114H49V115H51V116L53 115V116L55 117V118H54V117L51 118V117L48 115V116H49L51 119H53V121H54V124L51 123L52 125H56V124H55L56 121L54 120V119H56V116H55L56 111H57ZM62 109H63V108H62ZM75 109H77V108L75 107ZM92 109H93V108H92ZM92 109H90V110H92ZM167 109H168V110H167ZM183 109H184V110H183ZM192 109H193V107H192ZM205 109H207V107H206ZM218 109H219V107H218ZM224 109L226 110V108H224ZM224 109H223V110H224ZM230 109H231V108H230ZM242 109H243V108H241L240 106H239V107L236 106V110H242ZM253 109H254V108H253ZM29 110H30V113H31V114H30L31 117H33V115H35V116H34V119L38 117V116H36V115H38V114H36V113H38L39 109H38V110H35V109H34V110L36 111V113H35V112L32 113V111H31L30 108H29ZM41 110H42V109H41ZM41 110H40V111H41ZM55 110H56V111H55ZM58 110H59V108H58ZM82 110H84V109H82ZM163 110H164V109H163ZM181 110H182V111H181ZM202 110H203V109H202ZM225 110H224V112H225ZM228 110H229V109H228ZM228 110H227V111H228ZM260 110H261V109H260ZM21 111L23 112L24 110L22 109V110H20V112H21ZM26 111H28V109H26ZM26 111H25V112H26ZM40 111H39V112H40ZM42 111H43V110H42ZM42 111H41V112H42ZM68 111H69V112H68ZM73 111H76V110H73ZM79 111H80V110H79ZM92 111H93V110H92ZM215 111H216V110H215ZM217 111H218V110H217ZM220 111H221V110L219 109V112H220ZM243 111H244V109H243ZM263 111H264V110H263ZM4 112L2 111V114H3ZM9 112H11V111H9ZM9 112H8V113H9ZM22 112H21V113H22ZM25 112H24V113H25ZM49 112H50V113H49ZM64 112H65V113H64ZM81 112H82V111H81ZM84 112H85V113H88V112L86 111V109H85V111H83V113H84ZM164 112H165V111H164ZM206 112H209V110H208V111L206 110ZM210 112H211V111H210ZM210 112H209V113H210ZM224 112H223V113H224ZM247 112H248V113H247ZM250 112H251V114L253 113V115H254L256 111H255V112H254V111H250ZM258 112H260V111L258 110ZM0 113H1V112H0ZM11 113H12V112H11ZM11 113H10V116H8V118L11 117L12 121H10V120H11L10 118H9V119H10L9 121H10V122H13V124L7 122V123L4 124V126L7 124V127H9V126H8V123H9V124H11V125L13 126V128H14V126H16V125L14 124V122H16L17 126H18V122H17V120H15V121L13 120V119H14V118H13L14 115L11 116ZM21 113L18 114L19 117H21L20 115H23V114H21ZM26 113H27V112H26ZM43 113H44V112H43ZM70 113L76 115V117L74 116V119H75V120H73V121H77L76 118H77L78 116L80 117V115H81V114H80V115L77 116V114H75V113L72 112V111H71ZM83 113H82L81 116H83ZM200 113H201V112H200ZM202 113H204V112H202ZM209 113H208V114H207V113H206V114H203V115H204V118H206V116L209 115ZM221 113H222V112H221ZM221 113H219V115H220ZM246 113H247L248 115L245 114V113L242 115V116L245 115V119L249 118V117H248V116H249V111H246ZM12 114H13V113H12ZM28 114H29V113H28ZM28 114H27V115H28ZM32 114H33V115H32ZM39 114L41 115V113H39ZM57 114H56V115H57ZM155 114H153V115L155 116ZM225 114H226V113H225ZM238 114H240V113L238 112ZM241 114H242V112H241ZM256 114H257V113H256ZM256 114H255V115H256ZM24 115H25V114H24ZM24 115H23L22 120H23L24 117H25ZM40 115H39V119H40V121H35L36 119H35V120L33 119L34 122H42V121H41V118H40ZM63 115H61V116H63ZM70 115H71V114H70ZM203 115H201V116L203 117ZM205 115H206V116H205ZM210 115H215V113H214V114H210ZM210 115H209V116H210ZM216 115H217V114H216ZM219 115H218V116H219ZM230 115L232 116V114H230ZM259 115H260V114H259ZM2 116H3V115H2ZM42 116H43L42 120H43V119H44V120L46 119V121H47L48 123H49L50 121H52L51 119L48 118L47 115H46L47 117H46L45 115H43V114L41 115V117H42ZM59 116H58V117H59ZM61 116H60V118H62ZM64 116H66V115H64ZM64 116H63V117H64ZM68 116H69V115H68ZM85 116H86V115H85ZM199 116H200V115H199ZM209 116H208V117H209ZM246 116H247V118H246ZM44 117H46V118H44ZM72 117H73V115H72ZM208 117H207V118H208ZM210 117H211V116H210ZM224 117H225V116H224ZM227 117H228V116H227ZM250 117H251V118L253 117V119L255 118V116H252V115H251ZM2 118H4V116H3ZM16 118H18V117L16 116ZM16 118H15V119H16ZM25 118H26V117H25ZM28 118H30V116H29V117L27 116L26 119H28ZM47 118H48L49 120H48ZM60 118H58L59 120L57 121V125H58V122H59V126H56L57 130L61 127V125H64L66 122H68V121L65 122V121H64V118H62L63 120H61ZM80 118H82V119L84 120L83 117H80ZM80 118H79V119H80ZM207 118H206V119H207ZM211 118H212V120H211L210 118H208L207 121H208V120H211V121L214 120V121H215V119H213V118H214L213 116H212ZM215 118H217V117H215ZM218 118H219V117H218ZM222 118H223V117H222ZM256 118H259V117H256ZM18 119H21V118H18ZM37 119H38V118H37ZM65 119H66V118H65ZM173 119H177V118H172V121H173ZM180 119H181V118H180ZM194 119H195V118H194ZM206 119H205V122H206ZM232 119H233V118H232ZM241 119H243V118L241 117ZM253 119H251V123H252V120H253ZM24 120H25V119H24ZM44 120H43V121H44ZM68 120H69V119H68ZM80 120H81V119H80ZM170 120H171V119H170ZM178 120H179V119H177V121H178ZM191 120H192V121H191ZM197 120H198V119H197ZM248 120H250V118H249ZM4 121H5V120H4ZM4 121H3V122H4ZM31 121H32V120H31ZM46 121H45V122H42V125H44V123H45L44 127L49 125L48 123H47V125H46ZM60 121H63L64 124H62V122H60ZM70 121H71V120H70ZM73 121H71V122H73ZM148 121H149V120H148ZM175 121H176V120H175ZM179 121H180V120H179ZM182 121H183V120H181L180 122H182ZM184 121H185V120H184ZM216 121H217V120H216ZM240 121H241V120H240ZM260 121H262V120H259V122H260ZM3 122H2V123H3ZM21 122H22V121H21ZM21 122H20V123H21ZM23 122H25V121H23ZM23 122H22V123H23ZM81 122H82V121H81ZM187 122H188V121H187ZM198 122H200V120H199ZM208 122H209V121H208ZM237 122H238V120L236 121V123H237ZM244 122H245V121H244ZM244 122H242V123H244ZM253 122H254V120H253ZM257 122H258V119H257ZM20 123H19V124H20ZM22 123H21V126L26 127V126H24V124L26 125L27 123H30V121H28L27 123H26V122L23 123V124H22ZM68 123H69V122H68ZM75 123H76V122H75ZM78 123H80V122L77 121V124H78ZM83 123H84V122H83ZM153 123H154V122H153ZM196 123H197V121H196ZM223 123H224V121H223ZM227 123H228V122H227ZM232 123H233V122H232ZM232 123H231V124H232ZM234 123H235V122H234ZM248 123L250 124L249 121H248ZM51 124H50V125H51ZM69 124L72 125V123H69ZM151 124H152V123H151ZM151 124H150V125H151ZM155 124H156V123H155ZM172 124H174V123H170L169 126H170V125L172 126ZM191 124H192V123H191ZM207 124H208V123H206V125H207ZM211 124H212V123H209V125H211ZM239 124H241V123H239ZM239 124H238V125H239ZM244 124H245V123H244ZM244 124L241 125L242 130L244 129L243 127L246 126V125H244ZM254 124H255V126H256L257 123L254 122ZM254 124H253V125H254ZM11 125H10V126H11ZM150 125H149V126H150ZM157 125H159V124H157ZM163 125H164V126H163ZM198 125H199V124H197V126H198ZM203 125H204V124H203ZM1 126H3V124L0 125V127H1ZM12 126L9 127V128L12 129ZM17 126H16V127H17ZM28 126H29V124H27V127H28ZM67 126H68V125H67ZM67 126H66V124H65V126H62V127H67ZM149 126H148V127H149ZM153 126H154V124H153ZM171 126H170V127H171ZM197 126H196V127H197ZM204 126H205V125H204ZM207 126H208V125H207ZM247 126H248V125H247ZM255 126H254V127H255ZM259 126H260V123H259ZM19 127H20V125H19ZM19 127H18V128H19ZM23 127H22V128H23ZM29 127H30V126H29ZM33 127H34V126H33ZM37 127L39 128V126H37ZM40 127H41V126H40ZM49 127H50V126H49ZM58 127H59V128H58ZM73 127H74V122H73ZM148 127H147V128H148ZM150 127H151V126H150ZM249 127H250V126H249ZM2 128H3V127H1V129H2ZM20 128H21V127H20ZM22 128L19 129V130L21 131ZM35 128H36V127H35ZM38 128L36 129V131H38ZM51 128L54 129L55 126H54V127H53V126L50 127V129H51ZM56 128H55V130H56ZM77 128H78V127H77ZM79 128H80V127H79ZM154 128H156V127L154 126ZM171 128H172V127H171ZM207 128H208V127H207ZM212 128H213V129H212V130H213L212 133L215 132L217 138L220 139L221 141H223V142H221V144H222V143H225V142H228V144H231L232 142H234L233 144L229 145V146H232V147L234 148V146H235V144H236L235 142H236L237 140H238V141H239L240 139H243V140H244V137H242V135L244 136V134H242V130H241L240 126L237 127V126L232 125V126L229 127V123H228V125H227L226 127H224L223 124H219V125H214V124H213V125H212ZM262 128H264V127H262ZM10 129H9V131H10ZM24 129L27 130L28 128H27V129L24 128ZM30 129H31V128H30ZM30 129H28V130H30ZM50 129H49V131H50ZM62 129H63V128H62ZM157 129H158V130H157ZM14 130H16V129H14ZM17 130H18V129H17ZM41 130H42V129L40 128L39 131L41 132ZM51 130H52V129H51ZM57 130H56V131H57ZM204 130H206V129H204ZM11 131H13V130H11ZM11 131H10V133H5V132H3V133H5V134H8V140H7V141H9V143H10V140H11V139L13 140V138H12L13 136L11 135V136H12V137H11V136L9 135V134H11ZM20 131H17V132H20ZM22 131H24V130H22ZM39 131H38L37 133H39ZM45 131H46V130H45ZM49 131H48V129H47V132H49ZM52 131H53V130H52ZM62 131H63V130H62ZM72 131H73V130H72ZM161 131H163V129H162V130H159V128H156V132H160V134H159V133H155V132L153 131V129H152V131H150V128H149V134L147 133V134H148V138H147V139H149V142H148V143H150L151 146L154 147V148H150V149L153 150V149L156 148L155 150H158V149L160 148V146L163 144V142L161 141V139H162L161 135H162L163 132H161ZM243 131H244V130H243ZM6 132H7V131H6ZM27 132L30 133L31 131H30V132L27 131ZM47 132H46V133H47ZM57 132H58V131H57ZM57 132H55V133H57ZM144 132H145V131H144ZM168 132H170V131L168 130ZM168 132H167V133H168ZM172 132H173V131H172ZM207 132H208V131H207ZM209 132H210V131H209ZM209 132H208V134H209ZM249 132H250V131H249ZM24 133H25V132H24ZM46 133H45V134H46ZM50 133H51V132H50ZM52 133H53V132H52ZM55 133H54V134H55ZM59 133H61V131H60ZM65 133H67V132H65ZM135 133H136V132H135ZM258 133H259L260 136H261V135L264 136V130H263V129H262V130H261V129L257 130V134H258ZM16 134H17V133H16ZM21 134H23V132H22ZM143 134H144V133H143ZM248 134H249V133H248ZM250 134H251V133H250ZM250 134H249V135H250ZM13 135H15V134H13ZM23 135H24V134H23ZM26 135H28V134H26ZM55 135H56V134H55ZM204 135H205V134H204ZM209 135H210V134H209ZM240 135H241V136H240ZM249 135H247V136H249ZM24 136H25V135H24ZM28 136L32 137V136H31V133H30V135H28ZM37 136H38V135H37ZM39 136H40L39 138H42V137H43V134H40V133H39ZM41 136H42V137H41ZM44 136H45V135H44ZM260 136H259V137H260ZM263 136H262V138H263ZM2 137H3V136H2ZM9 137H11L10 140H9ZM22 137H23V136H22ZM137 137H138V136H137ZM146 137H147V136H146ZM239 137H240V138H239ZM256 137H257V136H256ZM16 138H17V136H16ZM133 138H134V137H133ZM2 139H3V138H2ZM14 139H15V138H14ZM21 139H22V138H21ZM170 139H171V138H170ZM256 139H257V138H256ZM256 139H255V141H256ZM263 139H264V138H263ZM263 139H262V140H263ZM4 140H5V138H4ZM26 140H27V139H25V141H26ZM200 140H201V139H200ZM203 140H204V139H203ZM243 140H242V141H243ZM252 140H253V139H252ZM252 140H249V141H252ZM0 141H1V139H0ZM2 141H3V140H2ZM18 141H21V140L18 139ZM134 141H135V140H134ZM242 141H241V143H240V145H239V146H241V148H240V147H239V148H240V149L243 148L242 150H244V146H247V145L242 144ZM4 142H6V141H4ZM216 142H217V141H216ZM230 142H231V143H230ZM239 142H240V141H239ZM243 142H244V141H243ZM253 142H254V141H253ZM253 142H249V144H248V141H245V144L247 143V144L249 145V147H252V146H250V143H252V145H254V146L252 147L251 150H253V149L257 146V145H255V144H257L258 140H257V142H255L254 144H253ZM6 143H8V142H6ZM11 143H13V142L11 141ZM18 143H19V142H18ZM21 143H22V142H21ZM148 143H147V144H148ZM164 143H166V142H164ZM205 143H206V142H205ZM219 143H220V141H219ZM263 143H264V142H263ZM16 144H17V143H16ZM22 144H23V143H22ZM24 144L27 145V143H24ZM167 144H168V143H167ZM167 144H166V145H167ZM189 144H190V143H189ZM241 144H242V145H241ZM258 144H259V143H258ZM2 145H3V144H2ZM6 145H7V144H6ZM13 145H14V143H13ZM20 145H21V144H20ZM28 145H30L29 142H28ZM164 145H165V144H164ZM164 145H162V146H164ZM170 145H171V144H170ZM175 145H176V144H175ZM222 145H223V144H222ZM222 145H221V146H222ZM225 145H226V144H225ZM233 145H234V146H233ZM9 146H12V145L10 144ZM17 146H19V145H17ZM22 146H23V145H22ZM22 146H21V147L19 146V147H20L19 149H21ZM147 146H149V145H147ZM151 146H149V147H151ZM5 147L7 148V146H5ZM12 147H13V146H12ZM14 147H15V145H14ZM23 147H24V146H23ZM145 147H146V146H145ZM158 147H159V148H158ZM164 147H165V146H164ZM164 147H163V148H164ZM171 147H172V146H171ZM173 147H174V146H173ZM236 147H238V146L236 145ZM249 147L247 146V149H249ZM1 148H3V147H1ZM6 148H5L4 150L7 152ZM9 148H10V147H9ZM198 148H199V147H198ZM226 148H227V147H226ZM245 148H246V147H245ZM11 149H12V148H11ZM16 149H17V148H16ZM144 149H145V148H144ZM194 149H195V148H194ZM208 149H209V148H208ZM213 149H214V148H213ZM217 149H218V148H217ZM236 149H238V148H236ZM247 149H245V150L247 151ZM4 150H3V152L5 153ZM17 150H18V149H17ZM17 150H16V151H17ZM161 150H162V149H161ZM164 150H166V149H163V151H164ZM169 150H170V148H169ZM195 150H196V149H195ZM206 150H207V149H206ZM229 150H230V149H229ZM238 150H239V149H238ZM238 150H235V152H233V153H234V154H235V153H238V152H239ZM245 150H244V152L246 153ZM12 151H13V150H12ZM18 151H19V150H18ZM18 151H17V152H18ZM233 151H234V149H233ZM236 151H237V152H236ZM254 151H256V152H255V153H256V156H257V155H260L259 158L256 157L257 159H260V160H256V161H257V162H259V161L261 162V160H262V161H263V164H264V144L258 145V146L255 148ZM3 152H1V153H3ZM8 152H11V151H8ZM14 152H15V151H14ZM14 152H12V153H14ZM17 152H15V153H17ZM168 152H169V151H168ZM205 152H206V151H205ZM214 152H215V151H214ZM220 152H221V150L218 151V153H220ZM240 152H241V150H240ZM240 152H239V153H240ZM242 152H243V151H242ZM249 152H251V151H249ZM4 153H3V154H4ZM156 153H157V151H156ZM165 153L167 154V151H166ZM196 153H197V152H196ZM222 153L224 154V151H223ZM239 153H238V154H239ZM166 154H164V155H166ZM206 154H207V153H206ZM223 154H222V155H223ZM241 154H242V153H241ZM241 154H240V155H241ZM250 154H251V153H250ZM253 154H254V153H253ZM164 155H163V156H164ZM242 155H243V154H242ZM246 155H247V153H246ZM254 155H255V154H254ZM170 156H171V155H170ZM207 156H208V155H207ZM222 157H223V156H222ZM154 158H155V157H154ZM158 158H159V157H158ZM160 158H161V157H160ZM254 158H255V157H254ZM261 158H262V159H261ZM156 159H157V158H156ZM214 159H215V158H214ZM233 159H234V158H233ZM250 159H251V158H250ZM153 160H154V159H153ZM172 160H174V159H172ZM172 160H171V161H172ZM147 161H149V160H146V163H147ZM195 161H196V160H195ZM212 161H213V160H212ZM154 162H155V161H154ZM158 162H159V161H158ZM161 162H162V161H161ZM161 162H160V164H163V165L165 166V168H166V165H167V168H168V167L170 166V164H171V163H170V164H164V163H161ZM197 162H198V161H197ZM245 162H246V161H245ZM156 163H157V162H156ZM156 163H155V164H156ZM166 163H167V162H166ZM200 163H201V162H200ZM200 163H198V164H200ZM151 164H152V163H151ZM179 164H180V163H179ZM225 164H226V163H225ZM147 165L150 166V164H147ZM152 165H154V164H152ZM152 165H151V166H152ZM157 165H158V164H157ZM168 165H169V166H168ZM260 165H262V164L260 163ZM148 166H146V167H148ZM164 166H163V167H164ZM172 166H175V165H172ZM172 166H171V167H172ZM177 166H178V165H177ZM228 166H229V165H228ZM256 166H257V164H256ZM154 167H156V165H154ZM239 167H240V166H239ZM242 167H243V166H242ZM242 167H241V168H242ZM244 167H246V166H244ZM244 167H243V169H245ZM177 168H178V171H176V170H172V169H174V168H172L171 170H170V168H169V170L167 169V170L169 171V174H170L169 177H168V180H167V178H166V179H165V178H162V176H163L162 174L164 173V175H166V173L168 172L166 169H164L166 172L163 171V172L160 173V174H161V175H160V176H161L160 178L162 179V182H164V189H163V190H165V189L168 190V189H169V191L166 190V191H167V195L169 194L168 192H170V191H171V193H172V190H175L176 187H177V189H179L180 192H181V191H182V192H185V191L191 190L190 185H187V184L190 183V182L184 180V179H189V176L187 175L188 173H186V172L184 171V169L182 170V172H183V171H184V172L181 173V170H180L181 168H180L179 166H178ZM229 168H230V167H229ZM251 168H252V173H251V174L253 175V174H254L253 171H255L256 175H258V177L256 176L257 179H254L255 177L252 178V179H254V180L252 181V184L255 183V182H254L255 180H259V181H256L257 184H256L255 189H252V190H253V191L258 190V192H260V189L264 190V165H263L261 168H258V167L256 168V167H252V166H251ZM253 168H254V169H253ZM142 169H143V168H142ZM153 169H154V168H153ZM175 169H176V168H175ZM230 169H231V168H230ZM235 170H236V169H235ZM237 170H238V168H237ZM248 170L250 171L251 169H250V168L247 169V172H249ZM111 171H112V170H111ZM150 171H151V169L148 170V172L150 173V177H151V172H153V171H151V172H150ZM156 171H157V170H156ZM156 171H155V169H154V173H156ZM159 171H162V170H159ZM159 171L157 172L158 175H159ZM170 171H171V172H170ZM179 171H180V172H179ZM213 171H214V170H213ZM215 171H216V170H215ZM227 171H228V174L226 175V173H225V175H226L225 178L223 177V174H224V173H223L222 175H221V174L218 175V178H217V177L215 178V176H216L217 174H212L213 177H212V176H209V177H211V179H213V182H211V184L214 183V179H221V176H222L223 178H222L220 181L223 182V186H224V184H225V185H229V186L231 185L232 187H233V186L236 187V186L238 185V188L241 189V190H248V189H250V187H249L250 185H249V183H247V182H248V181H247L248 178L245 177V175H242V174H244L243 172H245V171H242V170H241V171H242V174H240V173H234L233 175L230 174V173H232L231 170H227ZM239 171H240V170H239ZM241 171H240V172H241ZM81 172H82V171H81ZM92 172H93V171H92ZM102 172H103V171H102ZM105 172H106V171H105ZM235 172H237V171H235ZM85 173H86V172H85ZM85 173H84V174H85ZM89 173H90V172H89ZM113 173H115V172H113ZM116 173H117V175H119L118 172H116ZM154 173H153V174H154ZM184 173H186V174H184ZM209 173H210V172H209ZM212 173H213V172H212ZM221 173H222V172H221ZM249 173H250V172H249ZM257 173H258V174H257ZM81 174L84 175L83 173H81ZM90 174H91V173H90ZM157 174H154V175H157ZM167 174H168V173H167ZM112 175H113V174H112ZM147 175H149V174H147ZM154 175H153V177H154ZM158 175H157V176H158ZM181 175H182V176H181ZM185 175H186V176H185ZM202 175H203V173H202ZM202 175H201V176H202ZM214 175H215V176H214ZM252 175H251V176H252ZM254 175H255V174H254ZM254 175H253V176H254ZM75 176H76V175H75ZM89 176H90V175H89ZM99 176H100V174H99ZM119 176H120V175H119ZM183 176H185L184 179H183V181H182V182L179 181V182H181L182 184H184V183L186 182L185 184H186L187 186L185 185V186L183 187V185H182V186L180 187L179 184H178V179L181 180ZM190 176H191V175H190ZM192 176H193V175H192ZM71 177H72V176H71ZM87 177H88V175H87ZM87 177H86V178H87ZM91 177H92V176H90L89 178H91ZM111 177H112V176L110 175V178H111ZM116 177H117V176H116ZM150 177H149L148 179H150ZM180 177H181V178H180ZM186 177H188V178H186ZM196 177H197V176H196ZM243 177H244V179H243ZM75 178H76V177H75ZM81 178L85 179V177H82V176H81ZM99 178H101V179L103 180V178H102V174H101V176H100ZM112 178H113V179H112V182L109 183V181H111V180H110L109 177H108V180H109V181L106 182V184L109 183V185H110V184H115V185H116V183L114 182V179H115V178H114V177H112ZM160 178H159V180H158L157 177H156V179H157L159 182H160V180H161ZM193 178H194V177H193ZM202 178H203V177H202ZM246 178H247V179H246ZM258 178H259V179H258ZM91 179H92V178H91ZM91 179H90V181H91ZM94 179H95V177H94ZM118 179L120 180V178H118ZM154 179H155V177H154ZM156 179H155V180H156ZM190 179H191V178H190ZM194 179H195V178H194ZM55 180H56V179H55ZM55 180H54V181H55ZM80 180H81V179H80ZM99 180H100V179H99ZM99 180H98V179H97V180L95 179V182L98 181L97 185L99 184ZM102 180H100V184H101V181H102ZM150 180H151V179H150ZM163 180H165V181H163ZM200 180H201V178H200ZM200 180H199V181H200ZM207 180H208V181H207ZM207 180H205V181L201 180L203 184L205 183V187L207 186V185H206V181H207V183L211 181L209 178H207ZM209 180H210V181H209ZM232 180L235 181V182H232ZM245 180H246V181H245ZM90 181H88V183H90L91 185H92V183H93V186H94V182L91 183ZM93 181H94V180H93ZM199 181H197L196 183H198ZM218 181H219V180H218ZM218 181H217V182H218ZM113 182H114V183H113ZM117 182H119V181L117 180ZM150 182H151V181H150ZM191 182L193 183L194 180H192ZM76 183H77V182H76ZM103 183H104V181H103ZM129 183H130V182H129ZM154 183H155V182H154ZM192 183H190V184H192ZM196 183H194L195 188H194V187H193V188L196 189V188L198 187V189H199V188H200V187H199L200 185H199V184H196ZM200 183H201V182H200ZM218 183H219V182H218ZM54 184H55V182H54ZM83 184H84V183H83ZM90 184H89V185H90ZM100 184H99V185H100ZM121 184H122V183H121ZM211 184H210V185H211ZM216 184H217V183H216ZM220 184H222V183H220ZM91 185H90V187H91ZM101 185H102V184H101ZM101 185L98 186V187H101ZM104 185H105V183H104ZM117 185H118V183H117ZM160 185H161V188H162L163 183H161ZM196 185H197V187H196ZM198 185H199V186H198ZM217 185H218V184H217ZM239 185L245 187V189H244L243 187H242V188L239 187ZM246 185H247V186H246ZM248 185H249V186H248ZM55 186H56V185H55ZM55 186H54V187H55ZM59 186H60V185H59ZM87 186H88V185H87ZM105 186H106V185H105ZM111 186H112V185H111ZM119 186H120V184H119ZM192 186H193V184H192ZM202 186H203V185H202ZM218 186H219V185H218ZM88 187H89V186H88ZM90 187H89V188H90ZM95 187H96V184H95ZM98 187L95 188V192H97L96 189H98ZM102 187H103V185H102ZM102 187H101V188H102ZM203 187H204V186H203ZM212 187H216V186H214V184H213ZM212 187H211V188H212ZM220 187H221V186H219V187H217V188L221 189ZM246 187H249V188L246 189ZM55 188H56V187H55ZM55 188H54V189H55ZM172 188H173V189H172ZM174 188H175V189H174ZM193 188H192V190H194ZM208 188H209V187H208ZM236 188H237V187H236ZM62 189H65V188H62ZM86 189H87V188H86ZM86 189H85V190H86ZM92 189H94V188L92 187V188L90 189V190H91L90 193H91V195H92V197H93L94 195L92 194V192L94 193V191H93ZM122 189H123V188H122ZM170 189H171V190H170ZM201 189H202V188H200L199 190L201 191ZM204 189H205V188H203L202 190H204ZM223 189H224V187H222L221 190L223 191ZM227 189H228V191H229V190H230V187L227 188ZM44 190H45V189H44ZM44 190H43V191H44ZM50 190H53V188H51ZM58 190L61 192L60 189H58ZM99 190H100V189H99ZM119 190H120V189H119ZM161 190H162V189H161ZM161 190H160V191H161ZM199 190H197V191H199ZM250 190H251V189H250ZM250 190H249V192H250ZM252 190H251V192H252ZM38 191H39V190H38ZM68 191H69V189H68ZM68 191H67V192H68ZM121 191H122V190H121ZM127 191H128V190H127ZM166 191H165V193H166ZM197 191H193V197H192V196L189 197L190 195H188V194H187V195L185 194L186 197H185V195L182 196V197L187 198V196H188L189 198H193V200H194L195 203L197 204V207H198V209H199V213L201 212V214H203L204 211H205V209H206V207H207V204H210V202H209V203L206 202L208 199H207V200L204 199V200H206V201H202L203 199L201 198V194L199 195L200 192L198 193ZM225 191H227V190L225 189ZM228 191H227V192H228ZM231 191H232V189H231ZM231 191H229V192H231ZM235 191H238V190H235ZM36 192H37V191H36ZM48 192H50V191H47L46 193H48ZM87 192H88V190L85 191V192H82V193H84L83 195H82V194H80V195L76 194V195L78 196V199L75 200L76 197H77V196H76L75 199H74V201H76V203L72 201L73 204H74V206H75L77 203H78V204L80 203V202H79V198L82 197V196L85 197V195H87V194H85V193H87ZM101 192H102V191H100V194H101ZM125 192H126V191H125ZM177 192H178V191H177ZM177 192H176V194H177ZM180 192H178V196H179V195H182ZM223 192H224V191H223ZM232 192L234 193V190H233ZM238 192H239V191H238ZM258 192H257V193H258ZM33 193H34V192H33ZM39 193H43V192L40 191ZM56 193H57V191H56ZM58 193H59V192H58ZM64 193H65V192H64ZM88 193H89V192H88ZM162 193H163V191L161 192V195H162ZM179 193H180V194H179ZM195 193H196L197 195H196ZM69 194H70V193H69ZM176 194H173V193H172V195H168V197L171 196V198L173 199V196L175 195V197H176L175 199H179L178 196H176ZM240 194H241V193H240ZM246 194H247V193H246ZM260 194H261V193H260ZM262 194H263V193H262ZM31 195H32V194H31ZM34 195H35V193H34ZM36 195H37V194H36ZM52 195H53V194H52ZM57 195H58V194H57ZM60 195H61V194H60ZM81 195H82V196H81ZM161 195H160V196H161ZM198 195H199V196H198ZM243 195H244V197H245V193H244V194H241L240 196L242 197ZM250 195H251V194H250ZM46 196H47V195H46ZM48 196H49V195H48ZM64 196H65V195H64ZM95 196H96V195H95ZM101 196H103V195H101ZM101 196L98 195V196H97L98 199L101 198ZM123 196H124V195H123ZM123 196H122V197H123ZM127 196H128V195H127ZM246 196H247V195H246ZM253 196H254V193H253ZM258 196H259V195H258ZM258 196H257V197H258ZM260 196H261V195H260ZM263 196H264V195H263ZM27 197H28V196H27ZM34 197H35V196H34ZM37 197H38V195H37ZM57 197H58V196H57ZM57 197H55V198H57ZM60 197H62V196H60ZM90 197H91V196H90V194H89V197L87 196L88 201H90V199H92V201H93V199L95 198V197H94V198H92V197L90 198ZM115 197H117V196H115ZM124 197H125L124 199L126 200V195H125ZM164 197H166V199H167V196H166V195H165ZM164 197H163V198H164ZM179 197H180V196H179ZM182 197H181L180 199H183ZM250 197H252V195H251ZM257 197L255 196V198H256L257 200H254V199H253L254 202H251V201H250V204H249V201H248V205H245L246 202L243 201L244 199H243V200L240 199V203L243 204V205H241V204H240V205H239V204L237 205L236 203L233 202V203H234V206L232 205V206L230 207V208L233 210V211H232V213H233V216H232V217L236 218L235 216H237V217H239V219L242 220L243 217H246V216H247V214H248L247 211H251L252 213H253L254 210H255L254 212H256V210H259V211H260L261 209H258V208H259L261 205L264 207V201L261 200V199H262V196L260 197L261 199H258ZM29 198L32 199V197H30V196H29ZM29 198H28V200H29ZM53 198H54V197H53ZM129 198H130V196L127 198V199L130 201ZM252 198H253V197H252ZM24 199H25V197L22 198L21 200H23V202H24V204H25V200H24ZM41 199H43V198H41ZM81 199H82V201H84V200H83L84 198H81ZM95 199H97V198H95ZM95 199H94V201H95ZM102 199H103V198H101V201H104V200H102ZM164 199H165V198H164ZM175 199H174V201H175ZM235 199H237V198H235ZM250 199H251V198H250ZM21 200H20V202H21ZM33 200H34V199H33ZM50 200H51V199H50ZM54 200H55V199H54ZM120 200H121V199H120ZM122 200H123V199H122ZM125 200H124V202L122 203L123 205H124V203H125ZM168 200H169V199H168ZM187 200L189 201V203H190V202H192V203L194 202V201H191L192 199H191V200H190V199H186V200L184 199L183 202H187ZM209 200H210V199H209ZM258 200H259V201H258ZM260 200H261L262 202H260ZM17 201H19V200H17ZM29 201H30V200H29ZM42 201H43V200H42ZM70 201H71V200H70ZM77 201H78V202H77ZM92 201H91V202H92ZM94 201H93V203H94ZM109 201L111 202V200L108 199V202H107V203H109V205H108V204H107V205L110 207L112 203L110 204ZM166 201H167V200H166ZM169 201H170V200H169ZM169 201H168V202H169ZM172 201H173V200H172ZM210 201H211V200H210ZM238 201H239V200H238ZM20 202H19V203H20ZM49 202H50V201H49ZM53 202H54V201H53ZM53 202H52V203H53ZM67 202H69V200H68ZM91 202H88V203H89V206L91 205V206L95 209V208H96V205L98 204V203H96L97 201H95V203H96V204H95V207L93 206V204H91ZM98 202H99V201H98ZM112 202H113V200H112ZM121 202H122V201H121ZM126 202H128V201L126 200ZM183 202L181 201V207H182V208H179V209H184L183 207L185 206V203H183ZM214 202H215V201H214ZM236 202H237V201H236ZM244 202H245V203H244ZM258 202H259V203H258ZM35 203H38V202H35ZM45 203H46V202H45ZM54 203H55V202H54ZM82 203L87 204L86 202H82ZM119 203H120V202H119ZM129 203H130V202H129ZM174 203H176V202H174ZM179 203H180V201L177 203V206H178ZM182 203H183V204H182ZM233 203H232V204H233ZM15 204H16V203H15ZM21 204H22V203H21ZM31 204H32V203H30V205H27V204H26V205H27V206H31ZM33 204H34V203H33ZM40 204H41V203H40ZM50 204H51V203H50ZM85 204H84V205H85ZM100 204H101V203H100ZM100 204H99V205H100ZM115 204H116V203H115ZM126 204H128V203H126ZM126 204H125V206H126ZM172 204H173V203H172ZM211 204H213V203H211ZM211 204L209 205V206H210V209L213 207V206L211 207ZM246 204H247V203H246ZM22 205H23V204H22ZM34 205H35V204H34ZM36 205H39V204H36ZM54 205H55V204H54ZM59 205H60V204H59ZM70 205H71V204H70ZM79 205H80V206H79ZM79 205H78V208H80V207L82 208V207H83L82 204H79ZM105 205H106V204H105ZM105 205H104V206H105ZM112 205H113V204H112ZM117 205H118V204H117ZM130 205H131V204H130ZM130 205L128 204V206H130ZM182 205H183V206H182ZM229 205H231V204H229ZM14 206H15V205H14ZM42 206H43V205H42ZM42 206H37V207L35 206V207H36V209H37L38 207L41 208ZM44 206H45L44 208H46V205H44ZM52 206H53V204H52ZM85 206H86V205H85ZM87 206H88V204H87ZM87 206H86V207H87ZM89 206H88V207H89ZM91 206H90V207H91ZM97 206H98V205H97ZM113 206L115 207L116 205H113ZM125 206H124V207H125ZM131 206H132V205H131ZM131 206H130V208L133 209L134 203H133V206H132V207H131ZM177 206H176V207H177ZM179 206H180V204H179ZM190 206H192V205H189V207H190ZM209 206H208V207H209ZM16 207H19V206L17 205ZM23 207H24V206H23ZM33 207H34V206H32V208H33ZM54 207H55V206H54ZM99 207H100V208H99ZM105 207H106V206H105ZM105 207H103V208L108 210L109 207H108V208H107V207L105 208ZM120 207H121V206H120ZM122 207H123V206H122ZM174 207H175V206H174ZM185 207L188 208V206H185ZM194 207H195V205H194ZM194 207L191 208L192 212H194V213H198L197 210L194 211V210H195ZM235 207H236V209H235ZM42 208H43V207H42ZM74 208L76 209L77 206L74 207ZM78 208H77V211H78ZM101 208H102V207H101V205H100V206H98L97 209H101ZM116 208H118V210H119V205H118ZM134 208H135L134 210H135V212H136L137 206L135 205ZM138 208H139V207H138ZM233 208L235 209V211H234ZM261 208H262V207H261ZM12 209H13V207H12ZM12 209H11V210H12ZM14 209L17 210V208H14ZM14 209H13V214H15V213L17 212V211L14 212ZM36 209H33V210H36ZM46 209H47V208H46ZM55 209H56V208H55ZM75 209H74V210H75ZM83 209H84V207H83ZM83 209H79V210H82V211H83V213H84V219H85V216H87V215H85V214H88V216H87V217H88L87 220H88V219H89V213H87V211H85V210H83ZM85 209H86V208H85ZM94 209H93V211H95V212H99V211H97V209H95V210H94ZM104 209H102V211H104ZM109 209H110V211H107L108 213L111 212V207H110ZM112 209H113V208H112ZM120 209H121V212H122L123 209H122V208H120ZM132 209H131V210H132ZM139 209H141V208H139ZM139 209H138V210H139ZM188 209H190V208H188ZM193 209H194V210H193ZM207 209H208V210H206V211H209V208H207ZM263 209H264V208H262V211H263V212H260L259 214H257V215H258L257 217H260V218L264 221V210H263ZM11 210H10V211H11ZM30 210H31V209H30ZM39 210H40V209H39ZM39 210H38V211H39ZM47 210L50 211V210H52V209H47ZM53 210H54V209H53ZM74 210H73V211H74ZM87 210H88V209H87ZM90 210H91V208H90ZM114 210H115V208H114ZM118 210H117V211H118ZM134 210H132V211H134ZM212 210H213V208H212ZM25 211H26V210H25ZM27 211H28V210H27ZM45 211H46V210H45ZM71 211H72V208H71ZM127 211H128V209H127ZM140 211H141V210H140ZM186 211H187V209H186ZM18 212H19V211H18ZM22 212H24V211H22ZM28 212H29V211H28ZM28 212H27V215H29ZM40 212H41V211H40ZM47 212H48V211H47ZM47 212H46V213H47ZM51 212H52V211H50V213H51ZM69 212H70V211H69ZM69 212H68V213H69ZM80 212H81V211H80ZM80 212H78V214H79ZM85 212H86V213H85ZM89 212H90V211H89ZM95 212H94V213H95ZM100 212H101V210H100ZM100 212H99L98 214H100ZM104 212H105V211H104ZM113 212H114V211H113ZM113 212L111 213L112 216H113V215L115 216L114 213H116V216L118 217V220H119L120 218H123V217H120L121 214H122L121 216H123V214H125L124 212L120 214V211H119V214H118L117 212H114V213H113ZM143 212H145V211L143 210V211L140 212V213H142V214L144 215ZM184 212H185V211H184ZM190 212H191V211H190ZM211 212H214V214H215V210H214V211H210V213H211ZM234 212H235V213H234ZM251 212H250V213H251ZM24 213H26V212H24ZM54 213H57V212H55V210H54L53 215H54ZM102 213H103V212H102ZM102 213H101V215H102ZM138 213H139V212H138ZM138 213L136 212V214H138ZM140 213H139V214H140ZM205 213H206V212H205ZM208 213H209V212H208ZM250 213H249V214H250ZM19 214H20V216H19L18 213H17L19 219H20V217H22L21 215H23V218H24V214H23V213L21 214V211L19 212ZM48 214H49V213H48ZM60 214H61V213H60ZM69 214H70V216H71V213H69ZM69 214H68V215H69ZM75 214H76V213H75ZM75 214H72V215L75 216ZM81 214H82V212H81ZM90 214H91L90 216H92V211H91ZM216 214H217V213H216ZM222 214H223V213H222ZM10 215H11V214H10ZM17 215H16V216H17ZM51 215H52V214H51ZM79 215H80V214H79ZM107 215H108V214L106 213V217H107ZM131 215H132V214H131ZM131 215H130V216H131ZM140 215H141V214H140ZM198 215H199V214H198ZM208 215H209V214H208ZM210 215L212 216V213H211ZM234 215H235V216H234ZM11 216H12V215H11ZM14 216H15V215H14ZM70 216H69V217H70ZM81 216H82V215H81ZM103 216H104V218H106V217H105V214H104ZM109 216H111V215H109ZM116 216H115V217H116ZM138 216H139V215H138ZM138 216H137V217H138ZM211 216H210L209 220L212 221ZM218 216H219V215H218ZM221 216L224 217V215H221ZM225 216H227V215H225ZM253 216H254V215H253ZM9 217H10V216H9ZM28 217H29V216H28ZM28 217L25 215V219H28V220H29V218H30L31 216H30L29 218H28ZM54 217H55V216H54ZM71 217H72V216H71ZM71 217H70V220H71ZM97 217H100V218H101V216H97ZM135 217H136V215H135ZM141 217H143V216H141ZM146 217H147V216H146ZM183 217H184V216H183ZM216 217H217V216H216ZM12 218H13V217H12ZM58 218H59V217H58ZM76 218L78 219L77 216H76ZM90 218L92 219V222H93V221H96V223L98 222V220H97L96 218H95L96 220H94V217H90ZM129 218H130V217H129ZM129 218H128V220H130ZM131 218H132V217H131ZM147 218H148V217H147ZM193 218H194V216H193ZM228 218H229V217L226 218L227 221H228ZM246 218H247V217H246ZM246 218H244V220H246V224H247V219H246ZM251 218H252V220H253V217H251ZM251 218H250V219H251ZM143 219H145V217L142 218V221H143ZM215 219H216V218H215ZM217 219H218V218H217ZM224 219H225V217H224ZM239 219H238V221H241V220H239ZM257 219H258V218H257ZM257 219H255V221H256ZM20 220H22V219H20ZM23 220H24V219H23ZM23 220H22V221H23ZM31 220H32V219H31ZM48 220H49V219H48ZM107 220H108V217H107ZM109 220H110V218H109ZM109 220H108V221H109ZM121 220H122V219H121ZM128 220H127V221H128ZM138 220H139V222H138V225H139V223H140V219H138ZM147 220H148V219H147ZM150 220H151V219H150ZM199 220H200V219H199ZM218 220H220V219H218ZM248 220H249V219H248ZM41 221H43V220H41ZM46 221H47V220H46ZM54 221H55V220H54ZM75 221H76L77 223H79L77 220L74 219L73 221L70 222V223H72V222L74 223L73 226H72L70 229H73V227L76 225V222H75ZM79 221H80V220H79ZM108 221L105 220V223H108ZM111 221H112V220H111ZM119 221H120V220H119ZM124 221H125V220H124ZM131 221H132V220H131ZM136 221H137V220H136ZM136 221H135L134 219H133V221H132V222H133V225H134L135 227L138 226V225L136 226V223H135ZM206 221L208 222V219H207ZM216 221H217V220H216ZM222 221H223V218H222ZM224 221H225V220H224ZM227 221H225V222L227 223ZM232 221H233V220H232ZM25 222H27V220H26ZM30 222H31V221H30ZM35 222H36V221H35ZM35 222H34V223H35ZM38 222H39V221H38ZM89 222H90V221H89ZM114 222H115V221H114ZM145 222H146V221H145ZM147 222H148L149 224L152 223L151 228L148 227L149 229H145V230H147V233H148L149 231H150V232H153V231H154L153 229H155L156 233H159V234L155 235L156 233H154V234H153V233H150V234L148 233V234L151 236V239H150V238L147 236V233L144 232L145 230L143 231V232H144V234H143V232H142V229H143V228H142V225H143V224L141 223V224H142V225H141V228H142V229H141L140 232H142L143 235H142L141 233H139V230H138V231L136 230V232H138L139 235H137L138 233H137L136 235L133 233V236L135 235V236H139V237H140V236H141V237H144V235L146 234V238L144 237L143 240H144V239H147L148 241H149V240H150V241H153V240L156 239V241H158V242H154V241H153V242H151V243H150V242L148 243V242H143L141 239H139L138 241H139V242L142 241L143 244H142L141 242H140L138 245H137V244H134V243H135V240H133V239H138L139 237H135V236H134L135 238H133L132 235H130V234H132V233H129V234H128V235H130V238L128 237V235H126V234L128 233V231H129L130 229H132L131 226H130V228H127V229H129L128 231H127L126 227H125L126 230L123 229L124 231H126V234H125L124 231H122V232H124V235L120 232V231L122 230V229H120V228H121V227H120V228H119L120 231L118 232V235L121 233V234H120V237H119V236H115V235H113V236H112L113 238H111L110 240L114 239V236H115V239H114V241L112 240L113 242H116L118 238H121L122 240H124V239L121 237V235H122L123 237L125 236V240H124V242H125V241H128L129 239H132V241L129 240L131 243L128 241V242L130 243L129 246H132V245H133L132 248H131V250H129V251H132V252L135 253V251L137 250V252H139V253L136 252V254H138L139 257H140V254H141V255L144 254V255H143L144 257H143V256H142V257H143V258L146 257L144 260L147 259V261H150L151 263H149V264H182V263H178V261H177V259H178V257H179L180 254L183 256V258H182L183 260L186 259V260H184V262H185V261H187V262L189 261V263L186 262L185 264H191L190 262H193L192 264H194L195 262L199 261V259H201L200 261H201V263H202V260H205V259H203V257H204V254L206 255V253H204V250H205L206 248H203V244H200V243L203 242V241H202L203 238H201V240H200V238L198 239V238H196V236H194V235H196V234L192 235V236H193V238H192V243H195V241H197L196 243H199V244L201 245V246H200V245L198 244V245L200 246V248H199V246H198V248H197V246H196L197 244H195L194 246L192 245V243L189 244L188 242H189L190 240H188V241L185 240V241L188 243V246L191 245L192 248L195 249V251H196V250L198 251L199 249H204V250H202L203 253L200 251V252H201V255L199 254V255H200V256H199L200 258H199V257L195 256V254H197V252H194V255H191V252L193 253V249H191L190 252H188L189 249L187 250V248H191V247H187V248H186V247L182 246V245H185V243H186V242H183V243H184V244H183V243H182V240H183L184 238L188 237V236H189V239H190V236H191L190 233H188V234H189L188 236H186L187 233H181V234L184 235L185 237L181 235V236L184 237V238L181 239V242H180V241L174 239V237H172L170 231H172L173 229H170L171 227H170V228L168 227V228H169V232H168V233L170 234V236H169L168 234H166V235L164 236V235H163L164 233L161 231V230L164 231V229H165V227L163 226V224H162V228H161V225H160V227H159V225H158L159 222H158V223L156 222L157 226H155L156 224H155L153 221H152V222L147 221ZM182 222H183V221H182ZM203 222H205V221H203ZM207 222H206V223H207ZM213 222H214V221H213ZM219 222H221V220H220ZM228 222H229V221H228ZM36 223H37V222H36ZM46 223H47V222H44L43 225L45 226ZM65 223H66V222H65ZM67 223H68V225H70L69 222H67ZM67 223H66V224H67ZM85 223H86V222H85ZM96 223H95V222H94V224L92 223V228H93V225H95ZM102 223H103V222H102ZM121 223H122V222H121ZM121 223H120V224H121ZM128 223H129V221H128ZM134 223H135V224H134ZM143 223H144V222H143ZM209 223L211 224V222H209ZM209 223H208V225H209ZM223 223H224V222H223ZM241 223L244 224L245 222H241ZM23 224H25V223H23ZM28 224H29V223H28ZM30 224H31V223H30ZM30 224H29V225H30ZM32 224H33V220H32ZM41 224H42V223H41ZM86 224H89V223H86ZM115 224H118V225H119V222H117V223H115ZM126 224H127V223H126ZM153 224H154V225H153ZM159 224H161V223H159ZM164 224H165V223H164ZM212 224H213V226H215L214 223H212ZM216 224H217V222H216ZM221 224H222V223H221ZM230 224H232V223L230 222ZM243 224H242V226H243ZM26 225H27V223H26ZM34 225H35V224H34ZM39 225H40V223H39ZM43 225H42V226H43ZM52 225H54V224H52ZM55 225L58 226L57 223H56ZM55 225H54V226H55ZM68 225H65V228H66ZM103 225L109 227V230H112V228H113V226H112V228H111L110 225L101 224V223H100V225H99V223H98V226H101L102 229L104 228ZM118 225H117V226L115 225V227H118ZM127 225L129 226L130 224H127ZM145 225H146V224H145ZM145 225H144V227H145ZM147 225H148V224H147ZM40 226H41V225H40ZM49 226H50V223H49ZM70 226H71V225H70ZM77 226H78V225H77ZM80 226L82 227L81 224H80ZM80 226H79V227H80ZM95 226H96V227H94V228H95L94 230H95V231L97 230V231H96V234H95V235L97 236V232H98V230L100 231V229H98L97 224H96ZM119 226H120V225H119ZM149 226H150V225H149ZM152 226H155V227H153V229H152ZM173 226H174V225H173ZM224 226H225V225H224ZM227 226H228V224H227ZM249 226H250V225H249ZM256 226H257V225H256ZM260 226H262V225L260 224ZM26 227H28V226H26ZM58 227H59V226H58ZM83 227H84V225H83ZM85 227H86V226H85ZM156 227H157V228H158V227L161 228L160 232H157V231L159 230V228L157 229ZM163 227H164V229H163ZM175 227H176V226H175ZM211 227H212V226H211ZM243 227H244V226H243ZM31 228H32V227H31ZM42 228H44V230H45L46 228H47L48 230H50L48 227H42ZM50 228H52V227H50ZM61 228H62V226H60V229H61ZM67 228H68V227H67ZM89 228H91V227L89 226ZM105 228H106V227H105ZM105 228H104V230H105ZM122 228H124L123 223H122ZM137 228H138V227H137ZM146 228H147V227H146ZM176 228H178V227H176ZM206 228H207V225H206ZM223 228H224V227H223ZM263 228H264V227H263ZM33 229H34V228H33ZM38 229H39V228H38ZM54 229H55V228H54ZM74 229H75V228H74ZM81 229H82V228H81ZM83 229H84V228H83ZM106 229H107V228H106ZM115 229H116V228H115ZM115 229H113V230H115ZM135 229H136V228H134V231H135ZM138 229H139V228H138ZM150 229H152V230H150ZM174 229H175V228H174ZM209 229H210V227H209ZM20 230H21V229H18V231H20ZM28 230H29V229H28ZM41 230H42V229H41ZM41 230H40V232H41ZM48 230H47V231L45 230L46 232H48L47 234L52 233V231L50 232V231H48ZM56 230H57V231H56ZM58 230H59V228H57V227H56L55 230H53V233H55V231H56V234H57L58 236H57L56 234H54L55 236L52 234V235H53V238H54V237L56 238V236H57V238H56L57 240L54 238L56 241H60L59 239H63V238H61L60 235L57 233V232L60 231V230H59V231H58ZM65 230H66V229H65ZM65 230L63 229V231H61V232H62L61 234H63V232L65 233ZM104 230H103V232H104ZM113 230H112L111 232L114 233ZM132 230H133V229H132ZM184 230H186V229H184ZM221 230H222V229H221ZM91 231H93V230H91ZM117 231H118V230H117ZM117 231H116V232H117ZM155 231H154V232H155ZM208 231H209V230H208ZM208 231H207V233H208ZM212 231H213V230H212ZM215 231H218V230L216 229ZM42 232H43V231H42ZM46 232H45V233H46ZM68 232H71V231L69 230ZM78 232H79V231H78ZM80 232H81V231H80ZM106 232H107V231H106ZM106 232H105L104 234H106ZM131 232H133V231H131ZM164 232H165V231H164ZM187 232H188V231H187ZM198 232H200V231H198ZM17 233H18V232H17ZM21 233H22V232H21ZM45 233H44V234H45ZM73 233H75V230H74ZM73 233H72V236H73L74 238H73V237H70L71 234H70V235H69V234H66L67 236L69 235L68 237H70V239L67 237V239H69L70 241H66L67 239L65 240V241L67 242V243L64 244V247H65L66 249L68 248V247H66L67 244H69V243H71V242H74V245H75V244H76L75 242H77V241L79 240V238H80V237L77 236V237H78V238H77L78 240H77V241H72L71 239H72V238H73V240L76 239L75 236L77 235V234H73ZM160 233H161V235H163V236H160ZM162 233H163V234H162ZM166 233H167V232H166ZM205 233H206V232H205ZM18 234H19V233H18ZM42 234H43V233H42ZM84 234H85V233H84ZM91 234H92V232H91ZM98 234H99V233H98ZM104 234H101V235H99V236H100V237H102V236L105 237V236H107V235L109 234L108 237H106V238L109 239V238L111 237V236H110L111 233H108V232H107V235H104ZM114 234H115V233H114ZM177 234H179V232H177ZM191 234H192V233H191ZM19 235H21V234H19ZM40 235H41V234H40ZM49 235H50V234H49ZM64 235H65V234H63V236H64ZM85 235H86V234H85ZM116 235H117V234H116ZM167 235H168V238L166 237ZM179 235H180V234H179ZM201 235H202V234H201ZM99 236H97V237H99ZM109 236H110V237H109ZM152 236H154L155 238L153 239ZM157 236H158V237H157ZM159 236H160V238L163 237V238H162L163 240L159 239ZM173 236L176 237V230L174 231V235H173ZM181 236L178 237V235H177L176 238L179 239V238H181ZM192 236H191V237H192ZM207 236H209V234H207ZM207 236H206V237H207ZM19 237H21V236H19ZM44 237H46V236H44ZM65 237H66V236H64V238H65ZM88 237H90V238H92V239H93V238L95 239V237H91L89 234H88ZM100 237H99V240L102 241L103 238L101 239ZM116 237H118V238L116 239ZM131 237H132V238H131ZM147 237H148V238H147ZM156 237H157V238H156ZM169 237H170V238H169ZM198 237H199V236H198ZM206 237H205V238H206ZM209 237H210V236H209ZM42 238H43V237H42ZM49 238H51V237L49 236ZM106 238H105V239H106ZM126 238H129V239L126 240ZM195 238H196V239H195ZM207 238H208V237H207ZM218 238H219V237H218ZM222 238H223V237H222ZM20 239H21V238H20ZM80 239H81V238H80ZM84 239H85V238H84ZM108 239H106V240H108ZM157 239H158V240H157ZM187 239H188V238H187ZM194 239H195V240H194ZM44 240H45V238H44ZM51 240H53V239L51 238ZM55 240H54V241H55ZM63 240H64V239H63ZM63 240H62V241H63ZM110 240H108V241H110ZM115 240H116V241H115ZM122 240H120V242H123ZM147 240H145V241H147ZM193 240H194V241H193ZM203 240H205V239H203ZM218 240H219V239H218ZM222 240H223V239H222ZM41 241H42V240H41ZM41 241L39 240V242L43 244V242H41ZM48 241H49V239H48ZM54 241H53V243H55ZM65 241H63V242H65ZM81 241H82V240H81ZM84 241H85V240H84ZM84 241H83V242H84ZM91 241H92V240H91ZM91 241H90V242H91ZM94 241H97V240L95 239ZM101 241H100V242H101ZM103 241H104V240H103ZM103 241H102V242H103ZM138 241L136 240V243H138ZM216 241H217V240H216ZM223 241H224V240H223ZM232 241H233V239H232ZM39 242H37V244H38ZM50 242H52V241H49V244H50ZM79 242H80V241H79ZM83 242H81V243H83ZM90 242H89V243H90ZM97 242H98V241H97ZM100 242H99V243H100ZM110 242H111V241H110ZM118 242H119V239H118ZM124 242H123V243H124ZM205 242H206V241H204L203 243L205 244ZM212 242H213V241H212ZM236 242H237V241H236ZM243 242H244V241H242V243H243ZM53 243H52V244H53ZM59 243L62 244L61 242H58V244L55 243L56 246L54 245V247H57V246L59 245ZM81 243H80V244H81ZM123 243H122V244H123ZM129 243H127V244H129ZM208 243H209V242H208ZM213 243H214V242H213ZM228 243H229V242H228ZM228 243H227V244H228ZM233 243H234V242H233ZM250 243H252V242H250ZM257 243H258V242H257ZM42 244H41V245H42ZM49 244H48V242H47V245H49ZM71 244H73V243H71ZM71 244H69V245H70L71 248H72V246H73V250H74V245L71 246ZM77 244H78V243H77ZM80 244H79V245H80ZM84 244L86 245L87 242L84 243ZM94 244H95V243H94ZM100 244H101V243H100ZM100 244L98 245L99 248H100V246H102V247H101V250H100V251H101L100 253H102L103 245L105 246V244H106L105 252H104V256H103L104 258L102 257L103 254H102V255H101L100 253L97 254L96 252H94V253H96V254H94L93 252H92V253H93V256H95V257H97V255H98V256L101 255V258H100V257H99V258H100L102 261H104L105 258L107 257V255L112 254V253H110V252H107V250H106L107 247H108V248H113V247H111V246L109 247V245L107 246V243H105V244H103V245H100ZM108 244H109V243H108ZM113 244H114V243H113ZM115 244H116V243H115ZM115 244H114V245H115ZM119 244H121V243H118V245H119ZM124 244L127 245L126 243H124ZM131 244H132V245H131ZM206 244H207V242H206ZM218 244H219V243H218ZM218 244H217V246H218L217 248H216V246L213 247V248H216V249H213V250H214V253H216V252L219 253V254L217 253V255H215V258H216V256L219 257V255H220V256L226 255V257H227V253H223V250H222L223 247H222V249H220L221 247L219 248L220 245H218ZM227 244H225V247H226ZM229 244H232V243H229ZM229 244L227 245V247L229 246ZM236 244H237V245L239 244V245H238V246L236 245L235 247L232 246L233 248H232L231 245H230V251H233L234 249H236V247H238V248H239V247H242V248H243V245H242L239 241H238V243H236ZM244 244H245V243H244ZM254 244H255V243H254ZM38 245H40V244H38ZM38 245H37V246H38ZM41 245L38 246V247H39V248L44 247V245H43V246H41ZM45 245H46V244H45ZM116 245H117V244H116ZM135 245H136V247H135ZM211 245H212V244H211ZM234 245H235V244H234ZM255 245H256V244H255ZM75 246H78V245H75ZM89 246L91 247V245H89ZM92 246H95V245H92ZM119 246H120V245H119ZM121 246H122V245H121ZM121 246L118 247V248H121ZM186 246H187V244H186ZM195 246H196L197 249L195 248ZM204 246H205V245H204ZM213 246H214V245H213ZM221 246H222V245H221ZM223 246H224V245H223ZM250 246H251V248H254V247H253V244L250 245ZM256 246H257V245H256ZM52 247H53V246H52ZM78 247H79V246H78ZM78 247H75V248H76V249H80V248H78ZM80 247H82V246L80 245ZM90 247H88V250H89ZM122 247H123V246H122ZM182 247H184L186 250H184ZM201 247H202V248H201ZM225 247H224V249H225ZM245 247H247V248L245 249ZM257 247H258V249H260L259 246H257ZM58 248H59V247H58ZM71 248H70V249H71ZM92 248H93V247H92ZM92 248H90L91 251L96 250V249H94V248H93V250H92ZM99 248H98V249H99ZM124 248H125V249H124ZM124 248L122 249V252L119 251L120 249H119L118 251L122 254V253L125 252L124 250H127V246H125ZM133 248H135V250H134ZM209 248H210V246L208 247V249H209ZM238 248H237V250H238ZM47 249H48V247H47ZM47 249H46V250H47ZM70 249H69L68 252H70V251L72 250V249H71V250H70ZM76 249H75V250H76ZM84 249H86V248H84ZM84 249L81 248V249H80V252H81V250L83 251ZM98 249H97V250H98ZM113 249H114V248H113ZM128 249H130V247H129ZM132 249H133V250H132ZM179 249H181V250H179ZM210 249H212V247H211ZM218 249H220V250H218ZM231 249H233V250H231ZM244 249H245V251H247V249L250 251V248H249L248 246H245V245H244ZM258 249L256 248V250H258ZM46 250H45V251H46ZM49 250H50V249H48V251H49ZM73 250H72V252H73ZM88 250H87V251H88ZM97 250H96V251H97ZM116 250H117V249L115 248L114 251H116ZM215 250H216V252H215ZM225 250H226V251H225ZM225 250H224V251L227 252V250H229V249L226 248ZM237 250H236V251H237ZM239 250H241V249H239ZM43 251H44V250H43ZM59 251H60V250H59ZM62 251H63V249H62ZM85 251H86V250H85ZM108 251H109V250H108ZM123 251H124V252H123ZM129 251H128V252H129ZM219 251H220V252H219ZM236 251H233V252H231V253H232V254H233V253L235 254ZM251 251H252V250H251ZM254 251H255V248H254ZM254 251L252 252L253 254H254ZM39 252H40V251H39ZM41 252H42V251H41ZM72 252H71V253H72ZM132 252H131V253H132ZM200 252H198V253H200ZM210 252H211V251H210ZM221 252H222V253H221ZM243 252H244V250H243ZM255 252H256V251H255ZM258 252H260V251L258 250ZM258 252H256V253H258ZM47 253H49V257H50V256H51V255H50V252H47ZM56 253H57V252H56ZM59 253H60V252H59ZM66 253H67V251H66ZM73 253H75V252H73ZM73 253H72V255H73ZM76 253H77V250H76ZM90 253H91V252H90ZM105 253H106V256H105ZM107 253H109V254H107ZM176 253L179 254V255H177L178 257L175 256ZM211 253H212L213 256H214L213 251H212ZM220 253H221V254H220ZM40 254H41V253H40ZM44 254H45V252H44ZM44 254H43V255H44ZM53 254H54V253H53ZM68 254H69V253H68ZM81 254H82V252H81ZM83 254H85V253H83ZM115 254L117 255L118 253H115ZM121 254H119V255H121ZM124 254H125V253H124ZM228 254H230V253H228ZM232 254H231V255H232ZM234 254H233V255H234ZM57 255H58V254H57ZM60 255H61V254H60ZM75 255H77V254H74V256H72V258H74ZM78 255H79V252H78ZM202 255H203V256H202ZM209 255H211V254H209ZM238 255H239V254H238ZM247 255H248V254H247ZM249 255H250V254H249ZM249 255H248V257H249ZM44 256H46V255H44ZM47 256H48V255H47ZM47 256H46V258L49 259V257H47ZM109 256H110V255H109ZM109 256L107 257L108 259H110ZM113 256L115 257V255H112V257H113ZM122 256H123V254H122L121 256H118V258H119V257L121 258ZM127 256H129V255H127ZM136 256H137V255H136ZM201 256H202V258H201ZM234 256H235V255H234ZM234 256H232V257H234ZM236 256H237V255H236ZM250 256H251V255H250ZM52 257H53V256H52ZM66 257L68 258V255H67ZM78 257H79V256H78ZM78 257H77V258H78ZM85 257H86V256H85ZM87 257H88V256H87ZM110 257H111V256H110ZM130 257H131V255H130ZM132 257H134V256L132 255ZM148 257H149V259H148ZM176 257H177V258H176ZM180 257H181V256H180ZM207 257H208V255H207ZM218 257H217V258H218ZM230 257H231V256H230ZM237 257H238V256H237ZM237 257H236V258H237ZM251 257H252V259L254 258L253 261H254L255 259H258V258H255V256H251ZM258 257H259V261H258V260H255V261L260 262L259 264H262L261 262H263V261H260V255H258ZM67 258H66V260H68L70 257H69L68 259H67ZM89 258H90V260H91L92 255H91V257H89ZM102 258H103L104 260H103ZM115 258H116V257H115ZM122 258L125 259V261L122 262V259H121V260H118V259H117L116 261H117L118 263H116V264H119L120 261H121L122 264H124V263H125V264H141V262H142V261H137V260H139V259H134V261H133L132 259L130 260V259H128V257H126V255H125V257H122ZM197 258H198V260H197ZM209 258H211V256H210ZM209 258H207V259H209ZM227 258H228V257H227ZM50 259H53V258L50 257ZM61 259H63L62 256H61ZM64 259H65V258H64ZM86 259H88V258H86ZM86 259H85V260H86ZM95 259L97 260L98 258H95ZM100 259H99V260H100ZM231 259H232V258H231ZM238 259H239V257H238ZM249 259H250V258H249ZM252 259H251V262H252ZM263 259H264V258H263ZM263 259H262V260H263ZM96 260H95V261H96ZM106 260H107V259H106ZM106 260H105V263H104V262H101V261H98V263H97V261H96V263H97V264H100V263H101V264H107V263H110V264H111V262H112V264H114L113 261H114L115 259L113 260V258H112L113 261L110 259L109 261H107V263H106ZM178 260H179V259H178ZM210 260H211V259H210ZM215 260H216V259H215ZM219 260H224V261L226 260V262L228 261L226 258H225V259H224V258H223V259H219ZM235 260H236V259H235ZM240 260H242V262H243V259H242L241 257H240ZM61 261H63V260H61ZM64 261H65V260H64ZM64 261H63V262H64ZM88 261H89V259H88ZM91 261H92V260H91ZM91 261H90V264H92V263L95 264L94 262L91 263ZM110 261H111V262H110ZM200 261H199V262H200ZM211 261H212V260H211ZM211 261H210V262H211ZM216 261H218V259H217ZM230 261H231V260H229V262H230ZM255 261H254V262H255ZM68 262H69V261H68ZM86 262H87V260H86ZM138 262H139V263H138ZM181 262H183V261H181ZM184 262H183V264H184ZM203 262H204V261H203ZM220 262H221V261H220ZM229 262H228V263H229ZM231 262H232V261H231ZM233 262H234V261H233ZM239 262H241V261H239ZM251 262H250V263H251ZM65 263H66V262H65ZM72 263H73V262H72ZM76 263H77V262H75V264H76ZM211 263H212V262H211ZM213 263H215V262H213ZM221 263H224V262H221ZM234 263H236V262H234ZM234 263H232V264H234ZM255 263H256V262H255ZM6 264H7V263H6ZM58 264H59V263H58ZM61 264H62V262H61ZM66 264H67V263H66ZM78 264H79V263H78ZM80 264H81V263H80ZM87 264H88V263H87ZM146 264H148V263H146ZM197 264H198V263H197ZM199 264H200V263H199ZM204 264H206V263H204ZM216 264H219V262H217ZM225 264H226V263H225ZM229 264H230V263H229ZM237 264H238V263H237ZM244 264H246V262H245ZM257 264H258V263H257Z\"/></svg>", "mask_w": 264, "mask_h": 264}]
</instances>
